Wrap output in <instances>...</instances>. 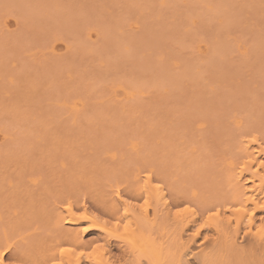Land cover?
Masks as SVG:
<instances>
[{"label":"rangeland","instance_id":"374dc122","mask_svg":"<svg viewBox=\"0 0 264 264\" xmlns=\"http://www.w3.org/2000/svg\"><path fill=\"white\" fill-rule=\"evenodd\" d=\"M2 1V0H1ZM0 1V2H1ZM25 3V7H26V4H27V6H29V4L30 5H33V4H35V5H33L32 7H28V8H26V10L27 11H25V12H29V14L27 13V14H25V12L24 11H22V13H21V10H22V8H20V6H23L24 4H23V2ZM32 1V2H31ZM37 1H39V0H15V3L16 4H14V5H16L17 6V8L15 9V10H19L20 11V13L19 14H23V15H21L22 17H24L25 18V16L24 15H26V16H28L30 19H31V21H26V22H28L26 25H25V27L23 26V28H25V29H27V27H29L30 26V30L31 31H33L34 29H32V27H36V31L37 32H35V33H38V32H40L41 33V31L39 30L38 31V29H37V27L38 26H36L35 25V23H37L38 21L36 20V19H40V14H38V17L39 18H37V17H35V16H37L36 14L37 13H39L38 12V8L41 6L40 4L41 3H39V5H38V2ZM42 0H40V2H41ZM50 1L51 0H43V2L44 3H46L47 2V5H49V6H51L52 4V2L50 3ZM54 1V0H53ZM58 1V0H57ZM56 1V2H57ZM76 1H78V0H76ZM99 1H101V0H98V3H97V1L96 0H93V2L95 3V5L93 4V2H92V0H79L78 2L80 3V5L81 6H84V7H82L81 8V10L82 11H84L85 13H88V11H89V13H88V17H89V19L88 20H85V21H87V23L85 22V21H82V22H80V21H78L77 22V27L79 28V30H82V32H80V35L81 36H83L84 35V40H87V42L86 41H84V42H81V41H83V40H80V41H78V42H76V41H73V39L72 40H70V43L69 42H64V41H66L65 39H67L66 37L68 36L67 34H69V35H71V37L72 38H76L77 37V35H78V33H77V31L76 30H78V29H76L75 28V25H73V23L72 24H69V22L71 23V21H69V18H70V16L69 15H67L68 16V18L66 17V14H63V13H66V12H68V10L71 12V15L72 16H77V12H79L80 11V15H82V11L80 10V6H79V4H78V2L76 3L75 2V0H68L66 3H68L69 5H73V6H79V9H76V10H70L69 9V7H67L68 6V4H65L64 6H66L67 7V9L65 10V7L63 6V3L62 2H64V1H60V3H62V4H60V6L57 8V4H55L54 5V7L52 6L50 9H44V10H49V11H47V14H49L50 15V12H58L59 11V13H61V17L57 14V13H55L54 12V15H53V17L54 16H56V17H54L55 18V20H58V22L56 23L55 22V20L54 19H51L52 21H54L55 23H53L52 21H50V23H48V21L47 20H49V17H48V19L46 18V17H44V19L47 21V24L46 25H48V24H52L54 27H55V29H56V31L54 30V28H52L53 26L51 25V27L50 28H52V30H50L52 33H51V35L54 33L55 34V32H57V30L60 32V30L58 29V28H56V26H58L59 25V27L61 28V26L60 25H64L66 22H68L67 24H69L68 26V28L67 29H65L67 32H69V33H63V34H65V38H63L61 35V37L64 39H62L61 40V37H60V39L58 40V38H59V34L58 35H55V37H53L54 35H52V37L54 38V39H56V41L54 42L53 41V38L52 37H50L51 35L49 34L50 33V31L48 30V31H46V33L45 32H43V31H45L46 29H48V28H46V29H41V30H43L42 31V33H43V37H42V35L41 34H39V35H41L40 37H42L43 39L42 40H44L45 39V36L47 35H50L48 38H52L51 40L49 39L48 40V38H47V36H46V38H47V40H48V42L49 41H53L54 43H52V44H50V46H51V49L49 50V51H51L52 52V54L51 53H49L48 52V47L47 46H49V44L46 46L48 49L47 50H45L46 49V47H44V48H42L43 49V51L45 50L48 54L47 55H45L46 54V52H45V54L44 53H42V49L39 47L38 48V46H39V44H42V46L41 47H43V43H39V44H37L38 42L37 41H40L41 42V38L40 37H38L39 39L37 40V41H35V42H37L36 44H34L35 42L34 41H32L34 38H35V36H33L32 37V33L30 34V36H31V38H32V40H30L29 38L27 39V38H25V36H24V32H25V29H23V31L22 30H20L21 28H19V30L17 31V29H15V28H17V24H15V23H18V19L19 18H17V20L14 18V17H9V16H11L10 14H11V12H10V14H9V16L7 15L8 13H6L4 10H3V7H2V3L0 4L1 5V7H0V9H2V12L4 13H2V15H6V16H8L7 18H6V20H5V18H2V17H0V18H2V19H0V22L1 21H3V22H1L0 23V49H2V53H3V49H4V51H8V49H9V52H10V50L12 51V50H14V52L16 51V59L18 60V61H16L15 63H14V60H13V62H11L10 60H9V56H7V55H5L6 53H4V58H3V56L1 55V59L3 60V59H5L6 57L5 56H7V58H6V60L4 61L3 60V62L2 63H0V108H1V106H5L6 105V108H7V111L9 112V113H7L6 112V108H2V109H0V117H2V118H0V126L2 127L1 128V131H0V144H2V142H4L6 139H7V136H8V138H12L11 140L10 139H8L7 141H5V144L3 143L2 144V146L0 147V161H2L1 163H0V166H2V165H4V166H2L1 167V170L3 171L4 170V168L5 169H7V168H11V169H7L8 171H10V173L9 174H11V175H9L8 174V171L7 170H4L5 172L4 173H6V171H7V178L5 177L6 176V174H1L2 172H0V181H1V178L3 179V178H5V180L7 179V181H9V182H7L6 183V181H2L1 183H0V187L2 188H0L1 189V192H0V195L2 196V197H4L5 196V194H6V196L5 197H7L8 199H9V197L11 198L12 197V199L13 200H15V196H16V194H17V200H16V202L15 203H17V204H15L14 202V204H15V206L13 205V203L10 205H5V203L3 202V201H1V196H0V211L1 210H4V213H7V214H5L6 216H5V218L4 217H2V219L4 220H2V221H0V230H2L3 228H5L6 227V229L8 228V227H10L13 223L15 224L16 223V225H14L15 226V228H14V226H12V229L14 228V229H16L17 227V230H15L13 233H12V229H11V227L10 228H8L9 230L11 229L12 231H11V234L12 235H10V237H18V236H20V238H22V237H24L25 239H26V241H25V243H26V245L28 244V250L30 251V252H32V253H35L36 254V256H37V254L39 253H42L44 250H45V248L47 247V245H49V244H51L52 243V245H55V243L57 242V241H59V240H57L58 238L57 237H59L58 235V233L59 232H57V231H59V230H63V227L62 226H64V228L66 227V229H68L69 228V230H71L72 232H74V233H76V234H78L79 236H77L78 237V242H80V246L82 247V246H84V248L86 247V246H88L89 247V249H87V247L85 248V249H87V252L86 253H89L90 251H93L94 249H95V246H97V249H95V250H99V251H106L107 249H108V251H106V256L107 257H109V258H112V260L111 261H114V259H116L114 262H116V263H114V264H124L125 262H127V261H131V259L136 255H139L140 253H139V251L138 250H132L129 246H127L126 244H124V243H122L119 239V241L118 240H113V239H117V238H114V237H110V236H106L104 233H102L101 231H99V230H96V229H93L92 231L91 230H87V231H85V229H87V228H85V227H87V224H81V223H79V225L78 224H70V225H66L65 224V219L63 220V215H61V216H59L60 214H61V201H62V198L61 197H63V196H68L69 194H70V196L72 197L73 196V199L72 200H74V202H75V200H76V202L78 203H74V205L77 207V206H79L80 205V207H78L79 209V211H77L78 213H80V212H82V210L83 209H85V210H87V212H90V214H93L95 217L96 216H98V218L99 217H101L100 218V221L102 222V220L103 221H108L109 223H113L112 221H109V219H108V217L106 218L105 216L107 215V213H106V211H107V209H104V208H106L105 206H107L108 205V202H112V201H114L115 200V194H112V192L114 191V189H113V187H115L116 186V184L115 185H113V183L114 182H116V181H118L120 184H121V182H122V180L120 179V178H115L114 177V174L116 173V171H115V169L116 170H118V173H120L121 174V172H123V173H126V171H127V173H130L131 172V174H136V169L139 167V168H141V170H146L145 168L143 169L141 166H139V165H142V166H144V167H147L152 161H154L153 163V165H149L148 167H150V166H153V168H155L156 170H158V172H160V173H162L163 174V176H164V181H163V183H161V182H158V184H159V187L160 186H162L161 188L163 189V191L165 192L166 191V193H163L164 194V199H166V201L164 200H161L162 198L161 197H159V198H161V199H159V202H161V203H163V202H165L166 204L167 203H170V202H172L174 199L177 201V198H175V197H173V196H176V197H178V196H180L179 197V200H185V199H187L188 200V198L190 197V198H201L199 195L198 196H196L198 193L197 192H199V194L200 193H202L201 194V196H206L207 195V192H214V188H217V186H216V184H215V186L216 187H209L210 185H212V182H210V178H213V176H214V178H219V177H222L221 179H222V181H220L219 183H217L218 185H220V184H222V183H224V184H226L225 186L227 187V188H230V189H232V190H234V191H236V193H239L241 190H243V188L245 187V186H247L246 184H245V181L247 182V180H246V178H247V176L243 179V181L244 182H238V179L236 178V175H237V172L239 171V166H240V161H241V159H243L244 157H247L248 156V154H250L253 158H255L256 157V153H255V151H256V147L255 146H252L251 148H247L246 146H240V143H239V140H238V138H237V134H236V131H234V129L235 128H238L239 127V124H237L238 122H240V120H241V125H243L244 124V122L245 121H247L246 119H247V117H249V119H251V121H257V120H259V121H257V122H254V124L253 125H255V126H257V127H261V128H259V130H261L262 132H264L263 130H264V111L262 112V111H260L261 109H262V107L264 108V94H261V93H264L263 91V88H262V85L264 84V83H262L261 82V80L260 79H264V76H263V78H260V76L258 75L259 73L258 72H261V76L263 75V71H264V6H262V7H259L260 9H257V5H258V3H257V1H261L262 3H264V0H255V3L256 4H254L253 2V0H248V1H252L251 3L252 4H254V6L253 7H255L254 9H256V10H253V9H251L252 8V4H248V2L246 3L245 1H243V0H237V2H240L241 1V3H243V4H241V5H245V6H240V4L239 5H237V3L236 2H234L235 0H187V1H190V3H195L196 5H195V7H192L193 6V4H191L190 6V8H186L185 6L187 5V7L189 6V4H186V5H184V6H182L181 4L182 3H184L185 4V2L187 3V1L186 0H180L181 1V4H178V3H174V0H172L173 2H170V3H173V5L174 6H172V7H169L168 6V8H169V11H171V12H169V13H171L172 15H170V14H168L167 13V15L168 16H174V13H175V11H173V8H175L177 5H180V6H178L177 8H179L180 9V11H178V10H176V11H178V12H180V13H183L182 11H185L184 13H185V15H186V13H188L189 11H193V12H191L192 14H195V13H197L199 10L200 11H204V13H202V15L200 16V13H198L197 14V16L195 17L196 19H193L192 18V20L190 19L189 20V22L188 21H185V20H187L186 19V17L187 18H189L190 16L189 15H191V13H188L189 15H187L186 17H185V15H184V18L182 19V18H180V17H173V19H174V21H177L178 20V18L180 19V20H183L184 22H187V23H192V24H190V25H193L194 26V24L196 23L197 24V27H195L196 29H200V27L201 28H203L204 27V29H207V33L208 34H206V33H203L202 34V36L203 35H205L204 36V38H206L205 40H210L209 39V36H210V38L212 37V39H213V37H214V41L215 40H217V39H222L221 40V43H223L224 42V44H223V46H222V44H220V46H221V49L219 50V52L221 51V53H219V54H215V57H218V59H219V57H220V59L221 60H218L219 61V63H221L220 65H225L226 66V68L228 69L227 71L226 70H223V68L225 69V67H223V66H221V67H223L222 69H219V70H222V71H219V72H223L224 71V76L223 77H225V78H221V79H223V81L220 79V77H219V79H218V77L216 78V75H214V72H215V70H217L216 68H219V67H217V63L218 62H216V61H214V59L212 58V57H214L213 55H214V52L212 51L213 49H216V47L215 46H213V47H215V48H212V46L210 47V46H207L208 48L210 47V48H212V50H210V51H212V55H209L210 53H209V50H207L208 48L206 47V44L204 45V46H202L203 45V43L204 42H202L201 44H200V42L199 43H197V44H195V42H193V43H190V41H191V37L193 36L194 38H196L197 36H199V35H201V34H198V33H196L195 32V34H198V35H196V36H194V34L192 35V36H189V39L187 38V41H184V42H189V43H183V41H180L179 40V38H181L182 37V35H181V37L179 36L180 34H183L184 32L187 34L188 32H190V33H192V31H195V29L193 28V26L191 27V26H189V24H184V25H180V28H178L179 26H177V25H173V24H175V22L174 21H172V22H174L173 24L172 23H168V22H166L168 25H166V24H164V26H160V20H161V18H162V20H161V22L162 21H167L169 18H167L166 16H164V17H166V19H164V17L162 16H160V15H163V14H161V13H159V12H162L161 11V9H165V7H162V6H160V5H163V6H167V4L165 3V0H160L159 2H157V0L155 1V2H157V3H155L154 4V2H152V5H155V6H153L154 7V9H153V7H149V8H144V9H141V10H144V12H142V11H139V12H141V13H143V15L145 14V16H149V15H151V16H149L150 18V20H147L146 18L145 19H143V18H141L140 16L138 17V15H136V14H138L139 12L137 11V10H134V11H137V13H135V15L133 14V16H130L129 14L131 13V12H129V9H131L132 7H130V8H126L127 7V5H129V6H134L133 4H131L130 2H131V0H128L129 2H128V4L126 5V3H123V4H125V5H121V7L120 6H117L116 7V5H113L115 8H113L112 10H114L113 12H117V9L118 10H120V9H123L122 7H124L127 11L124 13V14H127V12H128V15H129V17L127 18V16H125L126 18H127V21H128V23H126L127 21H126V19H124V20H122L121 19V21H119L120 20V18H123V17H121L122 15H117L116 14V12H115V14H112L111 12L112 11H109V9H108V7L110 8V6L111 5H107L108 7H103V6H105L104 4H103V6L101 5L102 3L101 2H99ZM113 1H115V0H113ZM121 0H117L116 2H115V4H118L119 2H120ZM125 1H127V0H125ZM124 1V2H125ZM134 1H136V0H134ZM133 1V2H134ZM141 1V0H140ZM140 1L139 0H137L136 1V4L138 3V6H140ZM149 2V1H154V0H142L141 2ZM167 1H169V0H167ZM176 2H177V0H175ZM179 1V0H178ZM243 1V2H242ZM2 2H5L4 0L2 1ZM8 2V1H7ZM12 2H14L13 0H11V5L13 6V3ZM42 2V4L44 5V3ZM74 2V3H73ZM104 2H109L108 4H111V2L112 1H110V0H108V1H106V0H104ZM146 2V3H147ZM197 2V3H196ZM215 2L216 3H221L222 5H227V4H229L228 6H230V5H234L235 4V6L236 7H238V8H240V9H238V8H235V10H234V6H230L229 8L227 7V9H226V7L225 6H223V8H222V6L221 5H219L218 6V4L217 5H215ZM226 2H229V3H226ZM232 2H234V4L232 3ZM260 2V3H261ZM9 3H10V1L8 2V5H9ZM20 3V5H18ZM32 3V4H31ZM55 3V2H54ZM76 3V5H74ZM90 3H92V4H90ZM101 3V4H100ZM150 4H151V2H149ZM204 4L205 3V5H202V6H204L203 7V10H202V6H201V4ZM4 5H5V8H6V4L7 3H3ZM21 4H23V5H21ZM59 4V3H58ZM78 4V5H77ZM112 4H114L113 2H112ZM120 4V3H119ZM122 4V3H121ZM150 4H142V7H144L145 5L146 6H148V5H150ZM165 4V5H164ZM177 4V5H176ZM7 5V6H8ZM42 5V6H43ZM63 7H62V6ZM158 5L160 6V7H162L161 9H160V7H159V9H158ZM170 5V4H169ZM249 5H251V6H249ZM264 5V4H263ZM11 6V7H12ZM95 6V7H94ZM126 6V7H125ZM138 6H135L136 8H138ZM201 6V7H200ZM212 6H214V8L215 7H219V8H221L220 10H222V9H224V10H228V11H219V10H217L218 8H215L216 10V12L218 11V12H221V13H216V15L214 14V13H212L213 14V16H212V14H211V11H213V10H210L209 11V9H212L213 7ZM240 6V7H239ZM259 6H261V5H259ZM14 7V6H13ZM12 7V8H13ZM33 7H34V9H33ZM62 7V8H61ZM199 7V8H198ZM208 7H209V9H208ZM246 7L248 8V11L246 10ZM249 7H251L250 9H249ZM19 8V9H18ZM24 8V7H23ZM30 8H32V9H30ZM46 8V7H45ZM48 8V7H47ZM60 8L62 9V10H60ZM72 8H74V7H72ZM112 8V7H111ZM151 8L153 9V11H154V13H153V11H151ZM168 8H166L165 10H164V12L168 9ZM171 8V9H170ZM182 8V9H181ZM213 8V9H214ZM243 8H245L244 9V12L243 11H240V10H242ZM8 9H10V11H11V8H8ZM21 9V10H20ZM28 9L31 11V13H30V11H28ZM37 9V11H34V10H36ZM84 9H86L87 10V12H86V10H84ZM98 9V10H97ZM116 9V10H115ZM134 9V8H133ZM145 9H149L150 10V12H152V14H149V13H146V12H148L149 10H145ZM236 12H234L233 10ZM238 9V10H237ZM262 9V10H261ZM6 10V9H5ZM15 10H12V12L13 11H15ZM58 10V11H57ZM77 10H79V11H77ZM132 10V9H131ZM160 10V11H159ZM175 10V9H174ZM208 10V12H210L209 13V18H208V12H206ZM237 10V11H236ZM1 11V10H0ZM7 11V10H6ZM33 11H34V13L35 14H33ZM41 11H43L42 9H41ZM61 11V12H60ZM77 11V12H76ZM133 11V10H132ZM146 11V12H145ZM238 11L240 12V13H238ZM17 11H15V13H16ZM45 13H46V11H44ZM53 12L51 13V14H53ZM63 12V13H62ZM70 12H68V14L70 13ZM92 12V13H91ZM102 12V13H101ZM107 12H109V13H111L110 14V16H108L107 17V15L109 14V13H107ZM122 12V11H121ZM174 12V13H173ZM177 12V13H178ZM249 12H251V13H249ZM6 13V14H5ZM18 13V12H17ZM85 13H83V15L82 16H84V14ZM123 13V12H122ZM156 13V14H155ZM179 13V14H180ZM243 13L245 14V15H243ZM18 14V15H19ZM43 14V13H42ZM63 14V15H62ZM146 14H149V15H146ZM155 15V17H153L154 18V20H153V18H152V15ZM164 14H166V13H164ZM206 14V15H205ZM238 14V15H237ZM0 15H1V13H0ZM13 15H15V14H13L12 13V16ZM17 14H16V16H18ZM31 15V16H30ZM46 15V14H45ZM44 15V16H45ZM80 15H78V16H80ZM94 15V16H93ZM114 15H117L116 17H115V19H114ZM176 16H180V15H178V14H175ZM215 15V16H214ZM59 16V18L57 19V17ZM159 16H160V20H158L159 19ZM182 17H183V15H181ZM189 16V17H188ZM198 16L200 17V18H198ZM223 16V17H222ZM19 17V16H18ZM109 17H111L112 19H114V22H116V24L118 25H116L115 26V24L112 22V24H114L113 26H110V23L109 22H111L112 21V19H109V22L107 21L108 19L107 18H109ZM144 17V16H143ZM191 17H193V15H191ZM224 17H228V18H224ZM259 17H263V18H259ZM29 18H26V20H28ZM80 18H84V17H81L80 16ZM90 18H94V19H90ZM212 18V19H211ZM14 19V20H13ZM21 20H22V18H20ZM43 19V20H44ZM67 19H68V21H67ZM70 19H72V18H70ZM75 20L77 19L78 20V17H75L74 18ZM99 19V20H98ZM103 19H104V21H103ZM172 19V18H171ZM171 19H169V21L171 20ZM185 19V20H184ZM202 21H201V20ZM216 19V20H215ZM223 19V20H222ZM227 20V19H232L231 21L230 20H227L226 21V23L224 24V22H225V20ZM246 19V20H245ZM25 20V19H24ZM24 20H22L23 22H25ZM40 20H42V18L40 19ZM39 20V22H41ZM44 20V21H45ZM59 20H60V22H59ZM61 20H63V21H66V22H64V24H63V21H61ZM80 20H83V19H80ZM101 20V21H100ZM210 20V21H209ZM212 20V21H211ZM243 20H245V21H243ZM34 21H36V22H34ZM46 21H45V23H46ZM117 21H119V22H117ZM159 21V22H158ZM183 21H181V23H183ZM191 21V22H190ZM198 21V22H197ZM201 21V23H199ZM230 21V22H229ZM235 21V22H234ZM237 21V22H236ZM243 21V22H242ZM32 22H34L33 23V25L31 24ZM74 22V21H73ZM99 22H101V23H99ZM102 22H104V24L102 23ZM107 22V23H106ZM124 22V23H123ZM178 22H180V21H178ZM209 22H211V24L209 23ZM215 22V23H214ZM219 22V23H218ZM221 22V23H220ZM4 23V24H3ZM8 23V24H7ZM20 23V22H19ZM18 23V24H19ZM22 23V22H21ZM42 23L43 22H41L40 24L42 25ZM59 23V24H58ZM62 23V24H61ZM75 23V22H74ZM109 23V24H108ZM121 23V24H120ZM163 23H165V22H163ZM216 23H217V25L219 26V28H217L216 26ZM14 24H15V26H14ZM30 24V25H29ZM58 24V25H57ZM93 24V25H92ZM98 24V25H97ZM106 24V25H105ZM162 24V23H161ZM178 24V23H177ZM213 24H215V26H213ZM220 24H222V25H220ZM3 25H4V27L6 28L5 30H4V27H3ZM32 25V26H31ZM56 25V26H55ZM66 25V24H65ZM65 25L63 26V28L65 27ZM70 25L71 26H74V27H70ZM99 25H101V26H99ZM140 25V26H139ZM141 25H144L143 27H145V28H147V30L146 31H148L149 30V32L150 31H152V32H150L149 34H146V33H148V32H146V33H143V31H140L139 30V27H140V29H141ZM179 25V24H178ZM186 25V26H185ZM12 26V27H11ZM20 26V25H19ZM40 26V25H39ZM45 26V24L43 25V27ZM90 26V27H89ZM94 26V27H93ZM107 26V27H106ZM128 26V27H127ZM167 26V27H166ZM177 27L178 29L177 30H175L176 28H174V27ZM213 26V27H212ZM221 26V27H220ZM238 26L240 27V28H242L241 30H240V28H238ZM21 27V26H20ZM42 27V28H43ZM47 27V26H46ZM87 27L89 28V32H88V29H87ZM93 27V31L91 30V28ZM99 27H101V28H99ZM191 27V28H190ZM215 27V28H214ZM45 28V27H44ZM49 28V29H50ZM104 28H107V29H104ZM129 28V29H128ZM151 28H153V29H151ZM154 28H155V30H154ZM167 28H168V30H170V31H168L167 30ZM249 29L248 31H246L245 29ZM130 29H132L133 30V32H135V31H138V32H136V33H133L132 31H130ZM143 29V28H142ZM151 29V30H150ZM165 29H166V31H165ZM204 29H201V30H203L204 31ZM2 30V31H1ZM6 30H9L10 32L12 31V33L10 34V37L11 38H9V33H8V31H6ZM14 30V31H13ZM28 30V29H27ZM30 30H28V31H30ZM34 30V31H35ZM61 30H64V29H61ZM78 30V31H79ZM216 30H218V32L216 31ZM15 31H17V32H19V31H21V32H23L22 34V36H24L23 37V39H26V40H28V41H30V42H33V44L37 47H34V45L33 44H31L30 42H28V41H26V43H28V45L27 46H29L30 47V45H31V47L33 46L34 47V52H33V48H32V55H34V59H33V62L35 63V65H34V63H30V59H31V51H29L30 49H31V47H30V49L28 50L26 47V49H27V52L29 51V53L30 54H28V56L30 57V59H29V57H23V56H25V55H27V54H25V51H24V54H23V50H22V53H20L21 51L19 50V47L18 46H20L19 45V43H18V39H17V33L15 34ZM27 31V32H28ZM30 31V32H31ZM84 31V32H83ZM95 31H97V33L98 34H100L101 35V37H100V35L98 36V35H96L97 33L95 32ZM101 31V32H100ZM102 31H104V32H102ZM118 31V32H117ZM165 31V32H164ZM188 31V32H187ZM196 31H198V32H200V30H196ZM206 31V30H205ZM215 31L217 32L216 34H214L215 33ZM1 32H2V34H1ZM20 32V33H21ZM27 32H26V34H27ZM48 32V33H47ZM64 32V31H63ZM70 32L72 33V34H70ZM166 33V34H164V33ZM169 32H171V33H169ZM6 33V34H5ZM34 33V32H33ZM62 33V31L60 32V34ZM82 33H83V35H82ZM102 33V34H101ZM108 33L110 34V33H123V34H125V36L126 37H124V36H122L123 38H124V40H126V41H128V45L129 46H131L130 44H133V43H131V42H134V41H132L133 39L134 40H138V38L142 35V34H144L143 35V37L142 38H139V39H144L145 38V40H147V42L148 41H150V42H148L150 45L149 46H151V48H152V50L154 49V48H158L159 46H161V47H163V49H164V52L165 53H167L168 51H170L169 49H171L172 47H168V43H167V41L168 42H170V41H172V40H167V39H173V42H174V40H177L178 41V43L179 42H181V43H183L182 45H184V49L185 50H181V49H183L182 47H181V49L179 50H177L176 51V54L175 55H173V56H171V57H169L170 59H167L168 60V62H172V63H170L169 65H172V66H170V68L167 66L168 64L166 63V61L165 60H163V58H164V54L161 52V50H163V49H161V47L160 48H158V50L157 49H154L153 51H151V50H146L145 48V50H144V54L143 53H141V51L142 50H140V51H138L137 52V54H136V51H137V49H139V48H141L142 46H144V44H146V45H148V43H145L146 41H144L143 40V42L141 41V40H138V41H141L142 43H144L141 47H140V45L142 44V43H140V45H138L137 47H135L134 46V48H136L135 50H134V48L132 49V46L131 47H129V46H127V45H125V46H123L122 48L120 47V45H121V43H120V38H119V40L117 39V38H115V39H117V40H115L114 42H112V39H110V35H108ZM139 33H141V34H139ZM190 33L188 34V35H190ZM246 33V34H245ZM250 33H252V35H250ZM12 34H13V36H12ZM62 34V35H63ZM134 34H136L135 35V37H137V39L133 36ZM186 34H184L185 35V37H184V39H186ZM2 35V36H1ZM3 35H4V38H3ZM35 35H37V34H35ZM73 35V36H72ZM149 35H151V36H153V35H157V36H155L156 37V39H157V37H159L158 39H157V41L159 42L158 44H159V46H155L154 44L157 42H155V40H148V37H145V36H149ZM218 35H221V36H218ZM249 35V36H248ZM256 35V37H254ZM20 36V35H19ZM56 36H58V38L56 37ZM80 36V37H81ZM94 36V37H93ZM102 36H104V38H106L107 40H104V41H102V39H103V37ZM132 36H133V38H132ZM150 36V37H151ZM166 36H170V37H167L166 38ZM207 36V37H206ZM218 36V38H216ZM257 36H259V37H257ZM26 37H28V34L26 35ZM37 37V36H36ZM70 37V36H69ZM95 37H97L98 39H96ZM109 37V38H108ZM131 37V38H130ZM149 37V38H150ZM155 37H154V39H155ZM179 37V38H178ZM250 37H253V38H250ZM13 38H16V40L14 41L13 40ZM22 38V37H21ZM77 38H79V37H77ZM125 38H127V39H125ZM178 38V39H177ZM200 38H202V37H200ZM243 38H244V40H243ZM6 39V41H4ZM12 39V40H11ZM81 39H83V38H81ZM90 39V40H89ZM95 39L96 40H101L103 43L105 42V41H107V42H109L107 45H111V47L110 46H108L109 48H107V49H111V51L110 50H107V51H110V54L111 53H113L114 51H117V53H114V55H117L116 57H122V56H120L119 54H121V50H119L120 48L122 49V52H126L127 53V55H128V57H130L129 59H131V58H134L133 56L134 55H139V54H141L142 56H144V60H145V63L146 62H149L150 60H152V62L154 61L155 63H156V60L157 61H164V62H161L160 64L161 65H164V66H161V65H159V68L158 69H160L161 67H164L165 68V66H167L165 69H171V67H173L172 69H179V73L181 74V75H179V76H181L183 79L184 78H188V79H186L187 80V83H188V85H189V87H188V85H187V83L186 82H184V86H187V87H185V89H184V93H189V94H193L194 93V96H196L198 93H196L195 94V90H194V87H193V82H195V81H192V77L194 76V75H201V77H203V76H205V74H202V73H206L203 69H199V68H197V66L198 65H195L194 67H195V69H192V68H187V67H191L190 65L189 66H187V65H185L186 64V62L184 63L183 61V58H181V56L180 55H185V57L186 56H188V57H190V58H188V57H186V60H189V61H191L190 59H192V60H196L195 58H197V59H200L199 57H200V55H202V54H206L207 55V53H209L208 55V57H206V55H204L205 56V58H207L206 59V61H205V59H203V56H201V59H203V60H200V61H198L196 64H203V63H205L206 65H199V66H205V70H206V68L208 69V68H211V67H209V66H212V64L214 65V66H216L215 67V70L214 69H209V70H211V71H213L212 73H210V74H213L214 76V78H216V79H218L217 81H216V79H215V81H214V83H217V84H215V85H220V87L219 86H217V88H214V85L212 84V85H208V89H210L211 91H213L212 92V94H214V95H211L212 97L209 99V100H207V101H204L203 102V100H202V102H199L198 100L201 98V96L202 95H205V94H202V93H204L203 92V90H202V92H201V95H199V97L198 96H196V97H198V100L196 99V97H194V99H195V101L197 100L200 104L199 105H201L202 103H204V105H202V106H204V108H201L204 112H206L207 110V114H205L203 111H199L200 109V106H198V108H197V106H195V112L197 111V113H195V112H193V113H195V114H187V111H184V110H189L188 108H186V109H182L183 111H182V114H180L181 113V111H180V109L182 108V105H180V103L181 102H183V104L184 103H187V101H188V103H191V96L189 95V94H187L188 95V97L185 95V94H183V95H181V96H179L180 94H182L183 92L180 90V91H178L179 92V94L177 93V94H172V92H174L175 90L174 89H176V87L178 86V85H171V84H175V82L177 81V80H170L171 78H169V77H164L165 75H167V74H165L164 76H163V78H169L168 79V81L167 82H170L169 83V85H171V86H167V83H166V80L167 79H165V80H163V78L161 79V75H160V73L162 74L164 71H163V69H161L159 72L160 73H157V72H152V73H154L155 75H153V74H151V76L149 77V79L150 78H152V80H149L148 82H150L151 81V83H153L152 81H156V79H157V81L155 82V83H157L156 85H153V84H155V83H153L152 85H151V83H149L148 85L146 84V82H145V80H139V81H141V83H144V84H142V85H145V87H147L148 89L147 90H151V91H154V94H156V92H159V90L161 91V92H159V93H166L165 94V96H167V94H170V91H169V89L171 90L172 88H174L173 90L174 91H172L171 92V94L173 95V97L175 96V95H178V96H175L174 98H179V97H181V98H183V99H180V100H184V101H177V102H179V104H177V102L175 103V100H177V98L176 99H174L173 97L171 98V96L172 95H168V97L169 98H171V100H169V99H167L168 101H172L173 100V102H168V104L167 105H169V106H167L166 105V108H170V109H167V110H165V111H163L165 108H164V105L165 104H160V105H162L163 106V108H161V106H160V108H161V114L160 113H158L159 115H164V116H160L161 118L162 117H166L165 116V114H163L164 112H169L170 110V112H172V110L174 111V108H175V111H177L178 109V111H179V113H178V111L176 112V114H175V112L172 114V113H170V116H172V117H174V119L171 117V118H169L168 116V118H166L167 120H164L165 118H162V119H160V118H157V117H155V118H153V120H155L154 122H152L153 120H152V118H151V116H150V114H149V112L148 111H145V109H148V108H144L143 110L142 109H139L140 108V104H139V106H136V105H138V101H142L143 102V100L144 101H146L145 103H147V102H149V103H151L149 106H151V105H153L154 104V106H155V108L156 109H158L157 108V106H156V104L157 105H159V103H156V102H153V101H155V99H157V98H153V97H148V95H151L152 93L151 92H149V93H147V92H144L143 93V91H145V90H143V89H145V87L144 88H142V90L143 91H141V88H139L138 86V88H137V90H136V87H134V86H129V84H127V86H125V84H123V82L126 80L128 83H130V84H136V83H138V82H136V81H134V80H130L132 77V79H135V77L134 76H137L138 74H137V72H139V70H137V72L134 70L135 68H134V65H135V67L137 66V65H139V66H141L140 64H141V62H143L144 60H142V58H141V60L139 59L140 58V56H139V58L138 57H135V58H138L137 60L136 59H134L135 61H133V60H131V61H133V62H135V63H132V64H128V61L129 60H125V59H127L128 57H125V56H127L126 54L124 55V59L123 60H125V61H123L122 59L119 61V63H120V65H118V64H116L117 62H115L116 60H114L113 58H116L115 56H113L112 54V56H113V58H109L110 60H114V62H115V64H113V66L111 65L112 63H109V61H108V59H106V57L105 56H107V55H104V59H102V60H100V59H98V57H99V55H97V49H96V44H99V43H96L95 44ZM163 39V40H162ZM233 39V40H232ZM246 39V40H245ZM255 39V40H254ZM36 40V39H35ZM67 40H69V39H67ZM76 40H78V39H76ZM167 40V41H166ZM192 40H197V39H192ZM201 40V39H200ZM204 40V41H205ZM46 40H44L43 42H45ZM71 41H73V43H78V45L77 44H75V45H77L78 46V51L77 52H79L80 54H79V58H81L80 60H78V59H75V58H77V55H74V53H76V49H74L75 50V52L74 53H72L73 55H74V57L73 56H71V60L73 61L74 59L75 60H78L79 61V65H77V64H73V63H71L70 62V70L69 71H65V73H64V78H63V72L64 71H62L63 70V65L62 64H64V63H67V62H63V63H61L59 60H60V58H57V57H63L64 55L63 54H65V52L67 51V52H69V54H71V50H73V49H71V47L72 48H77V46H74L73 47V45H70L71 44ZM199 41V40H198ZM206 41V42H207ZM213 41V40H212ZM218 41V40H217ZM226 41V42H225ZM247 41V42H246ZM254 41V42H253ZM22 42H24V41H22ZM48 42H46V43H48ZM85 42H86V44L88 45V47H90V48H87V45L85 44ZM97 42V41H96ZM99 42V41H98ZM101 42V43H102ZM165 43V45L164 46H162V44L161 43ZM230 42V43H229ZM241 42V43H240ZM249 42V43H248ZM257 42V43H256ZM258 42H260V43H258ZM69 43V44H68ZM101 43L99 44V46H97V47H99L98 48V50H101L102 52L103 51H105L104 49H102L103 47V45L101 46ZM113 43H115L118 47H120L119 49H117L116 50V47H113L115 44H113ZM136 42H134V44L133 45H137V44H135ZM208 43H210V41L208 42ZM220 43V42H219ZM218 43V44H219ZM227 43V44H226ZM250 43L252 44V43H254V44H252V45H250ZM23 44H25V43H23ZM22 44V45H23ZM30 44V45H29ZM45 44V43H44ZM58 44H60L61 46H58ZM104 44H106V43H104ZM139 44V43H138ZM151 44H153V45H151ZM170 44V43H169ZM192 44V45H191ZM212 44V43H211ZM217 44V45H218ZM257 44H260V45H257ZM46 45V44H45ZM44 45V46H45ZM57 45V47H55ZM82 45V46H81ZM96 45V46H95ZM107 45H104L105 47H107ZM170 45H172V44H170ZM186 45H191V46H186ZM208 45V44H207ZM216 45V44H215ZM228 45H230V46H228ZM63 46V47H62ZM65 46V47H64ZM152 46H154V47H152ZM174 46H178V44L177 43H175V45ZM179 46H181V45H179ZM186 46V47H185ZM236 46V47H235ZM255 46H257V48L255 47ZM21 47V46H20ZM24 47V46H23ZM28 47V48H29ZM80 47V48H79ZM129 47V48H128ZM145 47V46H144ZM148 47V46H147ZM187 47H189V49L187 48ZM224 47H225V49H224ZM240 47H241V49H240ZM6 48H8V49H6ZM66 48V49H65ZM150 48V49H151ZM169 48V49H168ZM175 48V47H174ZM178 48V47H177ZM36 49H39V50H37V52L38 51H40L41 52V55H45V56H43L44 57V59H45V62L47 63V64H52V65H48V66H50V69H51V66L52 67H54V69H55V67H56V65H58V67H62V69H59V70H61L60 72H62L61 74H60V72L59 71H57V73L54 75V77H51V75L53 74V71H52V73H51V71H48V73H50L49 74V76L51 77V78H53V79H49V80H47V82H46V85L43 87V88H40V90H39V88H38V86H37V90H35L34 88L33 89H28L27 90V86H26V90L27 91H25V93H24V95H25V98L27 99V98H30V96L33 94V92H35V91H41V89H42V93L41 94H38V95H34L33 96V98H35L36 96L38 97H36L37 98V100L35 101V100H32L31 101V103H30V101H29V108H28V105H27V108L28 109H30V111H26V110H28L27 108H26V106L25 105H23L24 106V108H26V110H24L25 112H22V111H18V110H20V109H17L16 110V108H17V106H16V104H14V103H16V102H18V101H15L14 102V100H17V97H16V99H13V98H15V97H13L14 95H16L15 93H16V88H17V86L15 87V85H16V83H18V85L20 84V83H22V82H16L15 83V85H14V83H12L13 82V80H14V82L16 81V78L14 77V75L17 73V72H19V71H22V72H25V71H27V74L29 75L30 73H29V71L30 72H32L33 70H36V72L37 71H40V73H41V70L39 69V68H41L40 66V63H38L37 65H40L39 67L38 66H36V61H39V62H41L42 63V61L43 60H41L40 58H43L42 56H40V57H36V56H38L39 54H37L36 55V53H35V50ZM57 49H59V50H57ZM148 49V48H147ZM168 49V50H167ZM188 49V50H187ZM247 49L249 50V52L247 51ZM251 49H253V50H251ZM70 50V51H69ZM89 50V51H88ZM93 50V51H92ZM123 50H125V51H123ZM174 50H176V48L174 49ZM6 51V52H7ZM130 51V52H129ZM148 51L149 52H152L153 53V55L151 54V53H148ZM155 51H156V53H155ZM180 51V52H179ZM208 51V52H207ZM217 51V50H216ZM231 51H233V52H231ZM1 52V51H0ZM66 52V53H67ZM89 52V53H88ZM100 52V51H99ZM99 52H98V54H99ZM134 53V55H133V53ZM171 52V51H170ZM248 52V53H247ZM255 52V53H254ZM2 53H0V54H2ZM63 53V54H62ZM104 54H108V52H103ZM131 53V54H130ZM171 53H173V52H171ZM196 53V54H195ZM227 53V54H226ZM244 53H247L246 55H247V57H246V55H244ZM251 53V54H250ZM257 53V54H256ZM9 54V53H8ZM12 54V56L14 55L13 53H11ZM21 54V55H20ZM61 54H62V56H61ZM77 54V53H76ZM91 54L93 55V56H96L95 58H97V61L98 60H100V61H102L101 63H102V65L101 64H98L99 63V61H98V63H97V65H95L96 64V62L95 63H93V61L91 62V58L93 59L94 57H90L91 56ZM109 54V55H110ZM148 54V55H147ZM159 54V55H158ZM170 54V53H169ZM200 54V55H199ZM225 54V55H224ZM243 56H242V55ZM100 55H101V53H100ZM122 55V54H121ZM166 55H168V54H166ZM218 55V56H217ZM252 55H254V56H252ZM11 56V55H10ZM20 56H22V57H20ZM67 56H68V54L67 55H65V57L67 58ZM111 56V57H112ZM244 56L248 59V61L244 58ZM257 56V57H256ZM261 56V57H260ZM155 57V58H154ZM184 57V58H185ZM12 58H14V57H12ZM21 60H20V59ZM26 58H28V59H26ZM54 58H56V59H54ZM70 58V57H69ZM153 58V59H152ZM223 58H224V60H223ZM250 58H252V59H250ZM255 58H262V59H259L260 61H261V63L258 61H255L256 59ZM36 59V60H35ZM62 60L64 59V58H61ZM106 59V60H105ZM116 59H119V58H116ZM155 59V60H154ZM53 60H55V62H56V60H58V62H60V63H58V62H56V64L53 62ZM70 60V61H71ZM94 61L96 60V59H93ZM208 60V61H207ZM242 60V61H241ZM250 60V61H249ZM258 60V59H257ZM8 61L9 62H11V63H9V64H11L10 66L11 67H14L13 69L11 68L10 69V71L9 72H11L12 74L10 75V73L8 74V73H6V72H2V67H5V70H6V68L8 67V66H6L5 64L6 63H8ZM64 61V60H63ZM65 61H66V59H65ZM67 61L69 62V60L67 59ZM80 61H82V62H84V63H82V64H84L85 65V68H84V65L82 66V65H80ZM122 61V62H121ZM137 61H138V63H137ZM188 61V62H189ZM205 61V62H204ZM224 61V62H223ZM243 61H247L246 63L245 62H243ZM31 62H32V59H31ZM151 62V63H152ZM153 62V63H154ZM192 63H194V61H191ZM201 62V63H200ZM227 62H230L231 64H233L232 66H230L231 64H229V63H226ZM241 64H240V63ZM75 63H77V62H75ZM129 63H131V62H129ZM151 63H150V66H152L151 65ZM154 63V64H155ZM177 63V64H176ZM179 63H180V65H179ZM238 63V64H237ZM249 63V64H248ZM256 63H259V65H257ZM165 64H167V65H165ZM248 64V65H247ZM263 64V65H262ZM44 65V64H43ZM42 65V66H43ZM66 65V64H65ZM86 65H89L90 67H87ZM101 65V66H100ZM118 65V66H117ZM128 65V66H127ZM144 65V64H143ZM142 65V66H143ZM146 65H148V63L146 64ZM208 65V66H207ZM261 65V66H260ZM47 66V67H48ZM98 66H100L99 68H100V70L101 71H103L102 73L103 74H106V76H105V79L104 78H102V77H104V76H98L97 74L99 73V74H101L100 73V71L99 70H97L98 69ZM119 66L121 67V68H119ZM129 68H127V67ZM132 66V67H131ZM154 66H156V65H154ZM176 66V67H175ZM178 66V67H177ZM248 66H250V68H247ZM259 66V67H258ZM46 67V68H47ZM66 67L68 68V64L66 65ZM66 67H64L65 69H67ZM87 67V68H86ZM158 66H156V68H157ZM49 68V67H48ZM93 68H95V69H93ZM140 67H138V68H136V69H139ZM153 69H156V68H154V67H152ZM245 68V69H244ZM259 68V69H258ZM29 69V70H28ZM43 69H44V66H43ZM42 69V70H43ZM58 68H56V70H57ZM119 69H121V70H119ZM164 69V70H165ZM232 69V71H231V73H229V71ZM236 69H238L237 71H235ZM248 69V70H247ZM253 69V70H252ZM258 69V70H257ZM261 69H263V70H261ZM5 70H3V71H5ZM8 70H9V67H8ZM83 70H85L84 71V74H87V72L88 73H92V75L91 74H87V75H85V76H83V75H81V71H83ZM117 70H119V71H117ZM132 72H131V71ZM149 70V69H148ZM193 70H195V71H197L196 72V74H193ZM257 70V71H256ZM7 71V70H6ZM43 71H47V70H43ZM42 71V72H43ZM151 71V70H150ZM154 71H156V70H154ZM165 71H168V70H165ZM171 71H173V70H171ZM201 71V74L199 73ZM225 71H226V73H225ZM21 72V73H22ZM36 72L34 71V72H32L31 74L32 75H34L33 76V78H32V76H30V79H31V84H33L32 82L33 81H42L41 79H42V74H44V73H42L41 75L39 74V76H38V79L39 80H37V78L35 77V74H36ZM119 72H121V74H122V76H119V77H117V74H120ZM133 72H136V75H135V73H133ZM176 72V71H175ZM208 72H210V71H207V73ZM218 74H219V72L218 71H216ZM215 72V73H216ZM238 72H240L238 75H242L241 77H239L238 78V75L237 74H235V73H238ZM6 73V74H5ZM20 72L18 73V74H20V75H25L26 76V74L24 73V74H21ZM34 73V74H33ZM47 72H46V74H48ZM140 73V72H139ZM151 73V72H150ZM156 73L158 74V75H156ZM164 73H166V72H164ZM195 73V72H194ZM10 75V76H12L13 74V76H12V80H11V77H8V75ZM18 74H16V75H18ZM78 74V75H77ZM131 74V75H130ZM144 76H149L148 74L149 73H147V74H144V73H142ZM175 73H173L172 75H174ZM176 74H178V73H176ZM221 74H223V73H221ZM233 75V76H230V75ZM234 74L236 75V76H234ZM5 75V76H4ZM15 75V76H16ZM134 75V76H133ZM143 75H140V77L142 76L143 77ZM183 75V76H182ZM226 75H228V76H226ZM37 76V75H36ZM45 76V77H44ZM48 75L46 76V75H43V79H48V77H49ZM62 76V77H61ZM70 76H71V78H70ZM73 76V77H72ZM115 76H116V78H117V81H114L115 79ZM129 76V77H128ZM132 76V77H131ZM139 76V75H138ZM2 77V78H1ZM6 77V78H5ZM17 78H18V76H16ZM34 77H35V79L36 80H34ZM84 77V78H83ZM121 77H122V80H123V82H121ZM171 77V76H170ZM177 77V78H176ZM198 77V76H197ZM229 77V78H228ZM232 77V78H231ZM233 77H235V78H233ZM13 78H15V79H13ZM41 78V79H40ZM56 78H57V80H56ZM59 78H60V80H59ZM61 78H63L64 80L62 81V79ZM88 78V79H87ZM107 78H109V79H107ZM125 78H127V79H125ZM144 78V77H143ZM175 79H178L179 77L178 76H175L174 77ZM214 78H209V79H212V80H214ZM248 78H249V80H248ZM1 79H3V81L1 80ZM6 79H9V81H12L10 84H13L12 86L11 85H9V82H8V80H6ZM24 78H22V77H20V80H23ZM29 79V78H28ZM108 80V81H103V80ZM137 79V78H136ZM138 79H140L139 77H138ZM160 79H161V81L163 80V82L164 83H166L165 85H166V87H163L164 85H163V83H161V85H163V86H161V85H159V83L161 82L160 81ZM172 79H173V77H172ZM198 79H202V78H200V76H199V78ZM18 80H19V78H18ZM33 80V81H32ZM129 80L130 81H133L132 83L131 82H129ZM147 80V79H146ZM181 79H179V81H180ZM193 80H195V79H193ZM207 80V79H206ZM206 80H201V82L203 83V81H204V83H206L207 84V81ZM241 80V81H240ZM4 81H5V84H4ZM7 81V82H6ZM28 81V80H27ZM26 80H24V82H27ZM46 80H43L42 82H43V84H44V82H45ZM196 81H197V79H196ZM233 81H236V82H233ZM248 81V82H247ZM253 81V82H252ZM263 82H264V80H262ZM23 82V83H24ZM29 82V81H28ZM100 84H99V83ZM103 82H105V83H107V85L106 84H104L106 87H108L109 88V90L108 89H106V87H103L104 88V91H106L105 92V94L103 95V96H99V94H97V93H100V92H97V88L99 87V86H104V85H102V83ZM136 82V83H135ZM232 82V83H231ZM241 82V83H240ZM242 82H244V83H242ZM251 82V83H250ZM34 83H36V82H34ZM116 83H118V84H116ZM122 83V84H121ZM125 83V82H124ZM209 83V82H208ZM211 83H213V82H211ZM233 84V85H229V84ZM236 83H238L237 85H236ZM260 84V87H258V85ZM4 84V85H3ZM24 84H26V83H24ZM23 84V85H24ZM39 84H42V83H38V85ZM79 84V85H78ZM97 84H99V85H97ZM116 84V85H115ZM139 84V83H138ZM177 84V83H176ZM178 84H181L180 82L178 83ZM195 84V83H194ZM221 84H223V85H221ZM244 84H246V85H244ZM248 84H251V85H248ZM262 84V85H261ZM96 85H97V87H96ZM113 85H114V87H113ZM124 85V86H123ZM199 85V84H198ZM229 85V86H228ZM33 86V85H32ZM31 86V87H32ZM36 86H34V87H36ZM64 86V87H63ZM152 86H154L155 88H154V90H153V87ZM157 86H160V87H157ZM184 86H182V87H184ZM195 86V85H194ZM240 86H242L241 88H240ZM247 86H249L250 88H247ZM12 87V88H11ZM39 87H41V86H39ZM126 87V88H125ZM134 87V89H132V90H129L130 88H133ZM140 87H142V86H140ZM152 87V88H151ZM163 87V88H162ZM168 87H170V88H168ZM216 87V86H215ZM231 87H233L232 89H231ZM19 88V87H18ZM54 88H56V89H54ZM96 88V89H95ZM110 88H114V89H112V91H113V93L112 92H110L111 91V89ZM129 88V89H128ZM156 88H158L157 90L158 91H156ZM178 89H179V87H177ZM187 88V89H186ZM201 87H199V89L198 88H196V90H201L200 89ZM252 88H254V89H252ZM25 89V88H24ZM52 89H54L53 90V92L52 93H50L51 91H52ZM85 89V90H84ZM123 89H125V91H126V93L127 92H129V93H132V95L131 96H127L126 94H125V91H123ZM126 89H128V90H126ZM177 89V90H178ZM202 89H204V88H202ZM234 89H237V91H235V92H233V90ZM246 89V90H245ZM260 89H261V91H260ZM18 90V89H17ZM49 90H51L50 92H49ZM102 89H100L99 91H101ZM136 90V91H135ZM186 90H189V92L187 91L186 92ZM215 90V91H214ZM226 90H230L231 91V93H229L230 91H226ZM249 90H251V91H249ZM254 90V91H253ZM9 91V92H8ZM54 91H56L58 94H55V92ZM117 91V92H116ZM120 91V92H119ZM137 91H138V93H137ZM139 91H140V93H139ZM195 91V92H194ZM204 91H205V89H204ZM20 92V91H19ZM115 92V93H114ZM209 92V91H208ZM207 92V93H208ZM218 92H220V93H218ZM254 92H258L257 93V96L254 94ZM261 92V93H260ZM4 93H5V95L6 94H8V98H10V99H12V100H7L6 101V99H7V97L4 95ZM23 93V92H22ZM52 95V97L53 98H51V96H50V94ZM88 93H90V94H88ZM102 93H104L103 91H101V94ZM120 93H122V94H120ZM151 93V94H150ZM199 93H200V91H199ZM206 93V94H207ZM229 94V95H227V94ZM237 93V94H236ZM242 93V98L240 97L241 94ZM246 93V94H245ZM249 93H251V94H249ZM44 94V95H43ZM49 94V95H48ZM108 95L109 97L107 98V100H106V96L105 95ZM109 94H113L112 96L111 95H109ZM138 94V95H137ZM154 94H152V95H154ZM251 95L250 97L248 96V95ZM254 94V95H253ZM260 94L262 95L261 97H258V96H260ZM95 95H97V96H95ZM140 95V96H139ZM159 95V94H158ZM185 95V96H184ZM207 95H210V94H207ZM230 95H232V96H230ZM237 97H236V96ZM253 95V96H252ZM20 97H22V95H19ZM79 96V97H78ZM142 96H144V97H142ZM161 96V95H160ZM187 97V98H184V97ZM231 98H230V97ZM254 96H256V98L255 99H253L254 98ZM1 97H4V98H1ZM19 97V98H20ZM103 98V97H105V98H103V99H100V98ZM139 97V98H138ZM168 97H166V98H168ZM210 96H208V97H202V98H209ZM225 97V98H224ZM227 97H229L230 99V102H228L227 101ZM240 99H239V98ZM245 97H247V98H245ZM6 98V99H5ZM19 98H18V100H19ZM32 98V99H33ZM35 98V99H36ZM50 98H51V100H50ZM58 98H59V100H58ZM100 99L99 101H98V99ZM113 98H114V100H113ZM119 98V99H118ZM123 98V99H122ZM143 98V100H139V99H142ZM148 98V100H146ZM153 98V100L151 101V99ZM193 98V97H192ZM201 98V99H202ZM249 98H251V99H249ZM1 99H3V101H5V102H3ZM20 99H22V98H20ZM24 99V98H23ZM74 99H76V100H74ZM108 99H111V100H113V103H112V105H114V106H111L109 109H108V107H106V106H104V105H102V108H101V105L100 104H98L101 100L102 101H106V102H104V103H107V101H108ZM118 99V100H117ZM129 99L131 100V101H129ZM132 99H137L138 101H134L135 103H137V104H135V103H133L132 102ZM187 99V100H186ZM211 99H213V101L211 100ZM222 99V100H221ZM232 99V100H231ZM243 99H245V100H243ZM259 99V100H258ZM54 100H56L58 103H60L59 105L61 106V108H60V106L57 104V102L54 104L53 103V101ZM73 100V101H72ZM79 100V101H78ZM110 100V101H111ZM125 100V101H124ZM185 100H186V102H185ZM205 100V99H204ZM234 100H236V101H234ZM237 100H240L238 103H234V102H237ZM248 100V101H247ZM256 100L257 101H260L261 100V102L260 103H258V102H256ZM27 101V100H26ZM71 101V102H70ZM90 101V102H89ZM110 101H108L109 103H110ZM157 101V100H156ZM162 101V100H161ZM160 101V102H161ZM196 101V102H197ZM225 101V102H224ZM250 101H252V104H249V102ZM6 102H7V104H6ZM10 102V103H9ZM82 102V103H81ZM112 102V101H111ZM158 102V101H157ZM212 102V103H211ZM216 102V103H215ZM19 103V102H18ZM20 103H21V101H20ZM61 103H62V105H61ZM101 104H103V102H100ZM140 103V102H139ZM227 103V104H226ZM245 103V104H244ZM247 103V104H246ZM256 103H257V106H256ZM5 104V105H4ZM11 104H13L14 105V108L13 109H15V110H13L12 111V105ZM23 104V103H22ZM79 104V105H78ZM170 104H172V108H171V105ZM182 104V103H181ZM209 104H211V105H209ZM217 104V105H216ZM223 104V105H222ZM225 104V105H224ZM229 104H231V105H229ZM55 106V105H58L59 106V108H58V106L57 107H52V106ZM67 105V106H66ZM68 105H70V106H68ZM78 105V106H77ZM84 106V108H83V106ZM117 105V106H116ZM176 105V106H175ZM177 105H179V106H177ZM208 105V106H207ZM227 105H229V106H227ZM233 105H235V109L233 108ZM251 105H253L252 106V108H254V111L252 112L251 111V109H249V106H251ZM23 106H22V108H23ZM154 106H152V108H154ZM185 106V105H184ZM189 106V105H188ZM241 106H243V108H241ZM246 106H248V108H246ZM20 108H21V106H20ZM21 108V109H22ZM58 108V109H57ZM103 108H106V109H108V111L106 110V109H103ZM113 108V109H112ZM154 108V109H155ZM178 108V109H177ZM191 108H192V106H191ZM206 108V109H205ZM207 108H209L210 110H211V112H210V110L209 109H207ZM257 110H256V109ZM4 109H5V112H4ZM57 109V110H56ZM112 109V112L110 111ZM138 109H139V111H138ZM154 109H152V110H154ZM177 109V110H176ZM192 109H194V106H193V108ZM214 109V111H212ZM218 109V110H217ZM247 109V111L249 112V111H251V113H253L252 115H251V113H248L249 114V116H246L247 115V112H245L244 110H246ZM2 110V111H1ZM23 110V109H22ZM64 110V111H63ZM75 110V111H74ZM104 110H106V111H104ZM262 110H264V109H262ZM11 111V112H10ZM15 111H16V113H15ZM18 111V112H17ZM155 111V110H154ZM157 111H159V110H157ZM219 111H221V112H219ZM242 111V112H241ZM255 111H258L259 112V114H257L258 112H255ZM2 112H4V113H2ZM19 112L20 113H23L24 115H25V119H27V117H26V115L28 116L29 114L31 115L32 114V112H34L33 113V115L31 116V117H29V119H28V123H26L25 121V119H23L22 118V116H21V118H22V121H21V119H18V117L20 116H17L16 114H19ZM99 112V113H98ZM104 112H106V114L104 113ZM110 113V114H108V113ZM150 112H152V111H150ZM186 112V113H185ZM189 112V111H188ZM191 112V113H192ZM213 115H211L210 113ZM243 112H245L246 114L245 115H243ZM26 113V114H25ZM28 113V114H27ZM87 113V114H86ZM104 113V114H103ZM114 113H115V115H114ZM156 113V112H155ZM184 113V114H183ZM242 113V114H241ZM261 113V114H260ZM2 114L3 115H5V117H3L2 116ZM50 114V115H49ZM65 114V115H64ZM67 114V115H66ZM158 114H156L157 116H159ZM167 115H169V113H166ZM174 114H175V116H174ZM177 114H180L179 115V117L180 118H178V115ZM203 114H205L206 115V117H205V115H203ZM8 115V116H7ZM22 115V114H21ZM29 115V116H30ZM103 115H106V116H103ZM119 115V116H118ZM145 115H147V116H145ZM209 115V116H208ZM260 115V116H259ZM261 115H262V117H261ZM9 116H14L13 118H9ZM15 116L17 117V120H19L20 121V125H18V126H16L13 122H12V120H14V122H16L17 120H16V118H15ZM34 116V117H33ZM152 116H153V114H152ZM182 116V117H181ZM192 116V117H191ZM239 116H241V117H239ZM245 117V118H243V117ZM24 117V116H23ZM39 117V118H38ZM52 118V121H51V119L50 118ZM74 117H77L76 118V122H78V123H76V124H74L73 125V121H75V119H74ZM94 117V118H93ZM102 117V118H101ZM111 117V118H110ZM208 117H211V118H208ZM239 117V118H238ZM254 117V118H253ZM62 118H65V119H62ZM66 118H68V119H66ZM112 118H114V119H116V120H118V121H116V120H114V119H112ZM146 118V119H145ZM151 118V119H150ZM186 118H187V122H189V123H187V122H185L186 121ZM9 119H11V121H9ZM47 119V120H46ZM48 119H50V120H48ZM71 119V121H66V120H70ZM175 119H177V120H175ZM179 119V120H178ZM240 119V120H239ZM243 119H245V120H243ZM257 119V120H256ZM31 120H35L34 122H32ZM161 120V121H160ZM163 120V121H162ZM171 120V121H170ZM192 122H191V121ZM208 122H207V121ZM18 121V122H19ZM25 123H24V122ZM49 121H51V122H49ZM63 121V122H62ZM116 121V122H115ZM132 121H135V122H133V123H136L135 125L132 123ZM158 121H160V122H158ZM172 121H176V122H172ZM179 121H182L181 123H180V125H182V126H180L179 127ZM184 121V122H183ZM11 122V123H10ZM23 122V123H22ZM38 122H44V123H46V124H44L43 123V125H45L44 126V128H43V133L41 132V130L40 129H42V128H40L39 127V125H38ZM47 122H49L50 123V125H47ZM95 122H96V124H95ZM137 122H139V123H137ZM147 122H149V123H147ZM253 122H251V123H253ZM30 123V124H29ZM41 123V124H42ZM48 123V124H49ZM62 123V124H61ZM64 123V124H63ZM66 123L68 124V125H66ZM153 123V124H152ZM158 123H164L163 125H157ZM171 123H173V125H175V124H177L176 125V127H179V128H181V132L180 131H177V130H179V128H177V130L175 129L176 127H174L173 125H171ZM256 123V124H255ZM16 124H18L17 122H16ZM34 124V125H33ZM103 124H105V125H103ZM141 124H143V125H141ZM155 124H156V126H155ZM167 124V125H166ZM189 124V125H188ZM11 125V126H10ZM23 125H25V126H23ZM29 126V128H27V126ZM47 125V126H46ZM61 125V126H60ZM65 125V126H64ZM108 125V126H107ZM153 125V126H152ZM164 125H166V126H164ZM169 125V126H168ZM250 125V124H249ZM42 126V125H41ZM51 126V127H50ZM67 126H72V127H67ZM74 126H77V128L75 129V127ZM104 126H105V128H104ZM172 127V128H169V127ZM25 127V130L24 131H26V132H28L29 133V136H28V134L26 133V132H24V131H22L21 132V130L23 129ZM35 127V128H34ZM37 127H38V130H37ZM46 127L47 128H50L51 130L50 131H52V133L49 131V130H45L46 129ZM59 127V128H58ZM61 127H62V129H61ZM64 127V128H63ZM66 127L68 128V130L66 129ZM107 127V128H106ZM119 127V128H118ZM156 127H158L157 129L158 130H156V131H154L155 129L154 128H156ZM221 127V128H220ZM242 127H244V126H242ZM247 129H248V126H245ZM253 127L254 126H252V127H249V130H251V128H252V130H254L253 129ZM19 128V129H18ZM74 129V130H71V132L69 131V129ZM111 128V129H110ZM2 129H6V131L7 130H9V134H11V132H10V130H17L15 133L17 134H15L16 135V137L15 136H13L12 134H11V136L12 137H10V135H7L8 133H6V135H4L5 134V132H4V134H1V132H2ZM29 129V130H28ZM64 129V130H63ZM115 129H118V130H115ZM137 129V130H136ZM154 129V130H153ZM170 129V130H169ZM171 129L173 130V131H171ZM28 130V131H27ZM54 130V131H53ZM63 130V131H62ZM114 130H115V132H114ZM119 130H121L122 132H124L125 133V135H124V133H122V132H120ZM126 132H125V131ZM139 130V131H138ZM174 130H176V131H174ZM183 130V131H182ZM238 130H239V128L237 129V132H238ZM3 131H5V130H3ZM13 131V132H14ZM31 131V132H30ZM49 131V132H48ZM69 131V132H68ZM108 131H110V132H108ZM113 131V132H112ZM118 131H119V133H118ZM171 131V133H169ZM227 131V132H226ZM231 131V133H232V137L231 138H228V136H224L225 135V133H227V134H230V133H228V132H230ZM8 132V131H7ZM18 132V133H17ZM48 132V133H47ZM64 132V134H62ZM105 132H107V134H105ZM112 132V133H111ZM141 132H142V136L140 135L141 134ZM160 133V134H157V137L155 138V136H153V135H155V133ZM164 132V133H163ZM174 132H176L175 134H177V133H179V134H182L181 135V137H183L184 139H182L181 141H178L179 142V145L178 144H176L177 142H173V140L172 141H170V137L169 138H166V136L165 135H169L170 136V134L171 135H173L174 134ZM198 132H202V133H198ZM261 132V133H262ZM3 133V132H2ZM24 133H26V135L24 134ZM51 133V134H50ZM54 133V134H53ZM58 133V134H57ZM109 133H111V135L109 134ZM113 133H115V134H113ZM128 133V134H127ZM140 133V134H139ZM169 133V134H168ZM219 133V134H218ZM223 134V136L224 137H222V134ZM49 134H50V136H49ZM53 134V135H52ZM109 134V135H108ZM135 134V135H134ZM161 134H163V135H161ZM206 134V135H205ZM3 135V136H2ZM55 135V137H53ZM61 135V136H60ZM112 135H113V137H112ZM131 135V136H130ZM132 135L134 136V137H132ZM138 135V136H137ZM147 135V137L148 138H146L145 136ZM200 135V136H199ZM231 135V134H230ZM26 136H28V137H26ZM56 136L58 137V138H56ZM63 136H65L64 137V139H61ZM67 136V137H66ZM79 136V137H78ZM111 136V137H110ZM116 136H118V138H116ZM121 136H123V138L121 137ZM159 136H161V138L159 137ZM175 136V135H174ZM178 136V135H177ZM195 136H198V137H196L195 138V140H192L191 138H193V137ZM204 137V140L202 141V140H200L202 137ZM5 137V138H4ZM29 137H32V138H29ZM60 137V138H59ZM109 137V138H108ZM127 137V138H126ZM137 138V137H139V138H137V139H133V138ZM168 137V136H167ZM172 137V136H171ZM200 137V138H199ZM206 137H208V138H206ZM225 137H227V139L228 140H226V139H224ZM18 138V139H17ZM21 138H23V139H21ZM26 138H28V139H26ZM69 138V139H68ZM122 138V139H121ZM128 139V140H126V139ZM174 137H172V139H173ZM233 138V139H232ZM5 139V140H4ZM16 139H17V141H16ZM35 139V140H34ZM53 139H60L61 141L63 140L64 142H65V146H64V144L62 143V148H60L61 146H59V145H56L58 142H60V140H57V143L55 144V142L53 141ZM110 139H112V142L110 141ZM144 139H146V140H144ZM168 139H169V142L168 143H166L167 141H168ZM176 140H177V138H175ZM198 139V140H197ZM209 139H211V141H209ZM230 139H232V141H231V144L230 143H227L226 144V142L227 141H229ZM23 140V141H22ZM69 140V141H68ZM115 142H114V141ZM126 140V141H125ZM162 140V141H161ZM197 140V141H196ZM30 141V142H29ZM52 141V142H51ZM128 141V142H127ZM141 141H143V143L141 142ZM182 141H184V143H182ZM196 141V143H198V141H202V142H207L206 144H205V150L204 149H202V150H204V151H202V150H197V152H196V149L194 148V147H192L191 146V144L192 143H194V142ZM46 142V143H45ZM67 142V143H66ZM175 143V146L173 147V146H169L170 148H177V149H175V150H173V149H169V150H167V149H165V150H167V151H165L163 148L164 147H167L168 145H170V143ZM37 143V144H36ZM49 143V144H48ZM50 143H53L52 144V146H51V144ZM61 143V142H60ZM69 143V144H68ZM114 143V144H113ZM125 143V144H124ZM141 143V144H140ZM163 143L165 144L166 143V145H164V147H163ZM180 143H182V146L180 145ZM187 143V144H186ZM232 143H233V147H235V148H238V149H241L242 151H241V154L240 155H238V156H235V154H233V152L234 151H230V153H228L229 155L227 156V158H225L224 159V155H222L220 152L221 151H223L222 153H226V151H224L223 149L225 148V147H227V146H225V145H228V144H230V145H232ZM8 144V145H7ZM10 144H11V146H10ZM68 144V145H67ZM75 144V146H72V145H74ZM200 144V143H199ZM207 144H208V146L210 147V148H208V149H210V151L208 150V149H206V147H207ZM211 144H213L214 146H216V147H214L213 145H211ZM225 144V145H224ZM143 145H145V146H143ZM172 145V144H171ZM176 145H178V146H180L181 147V152L182 153H180L179 155L178 154H176V152L175 151H177L178 150V152H180L179 150H180V147L178 148ZM200 145H202L201 146V148H203L204 147V145L203 144H200ZM7 146V147H6ZM81 146V147H80ZM12 147V148H11ZM43 147V149H41ZM55 147H56V149H55ZM64 147V148H63ZM163 147V148H162ZM191 147L194 149V151L196 152V153H198L199 151V154H205V155H207V157H209V156H212V157H214V155H216V154H219V155H216V156H220L219 157V159H215L216 157H214L212 160H207V159H205V160H207V161H210V162H208V165L206 164V162L207 161H205V160H203L202 162L204 163V167H207V166H209V171H207L208 169H206V170H204V169H201V171H202V173H203V171H205L204 172V174L205 175H203V174H201V173H196V171H200V169L198 170L197 169V167L198 166H194V165H192V164H194V162H193V160L195 161V160H199V157H197V154L196 153H194V154H196V156H192L191 154ZM214 147V148H213ZM142 148H144V149H142ZM197 149L199 148V147H196ZM201 148H199V149H201ZM229 148H232V146L231 147H229ZM22 149V150H21ZM69 149L71 150V151H69ZM160 149H162V150H164V151H162V150H160ZM225 149H227V148H225ZM3 150V151H2ZM12 150V151H11ZM27 150H28V152H27ZM172 150H173V152H175L174 154H176V155H174V154H171V155H169L170 154V152L172 153ZM212 150L214 151V152H212ZM229 150H231V149H227V151H229ZM235 150V149H234ZM23 151V152H22ZM59 151V152H58ZM64 151V152H63ZM164 152V153H162V152ZM168 151H170V152H168ZM208 151V152H207ZM220 151V152H219ZM238 150H236V152H237ZM50 152V153H49ZM67 152H69V154L67 153ZM121 152V153H120ZM177 152V153H178ZM201 152H203V153H201ZM215 153V154H211V153ZM218 152V153H217ZM232 152V153H231ZM13 153V154H12ZM23 153H25L26 154V157L27 156H29L28 157V159H26V161H25V154L23 155ZM41 153L43 154V153H48L47 155H45V154H43V155H45L44 157H46L47 156V158H44V157H42L43 155H41ZM117 153V154H116ZM143 153V154H142ZM160 153V154H159ZM4 154V155H3ZM28 154V155H27ZM51 154V155H50ZM56 154H59V155H56ZM73 154H75V155H73ZM146 154H148V155H146ZM161 154H163V155H161ZM167 154V155H166ZM14 155V156H13ZM222 155V156H221ZM20 156V157H19ZM24 156V157H23ZM41 156V157H40ZM52 156V162H47V161H50V160H46V159H48L49 157H51ZM119 156V157H118ZM135 156V157H134ZM177 157V158H175V157ZM178 156H180V158H178ZM204 156V155H203ZM203 156H201L202 158H204ZM225 156H226V154H225ZM55 157V158H54ZM158 157H161L160 159H158ZM162 157H164V158H162ZM172 157L175 159H173V161H177V162H181V163H183V164H181V166L182 167H180V168H183V171L185 172L186 170L185 169H188V171H191V172H188V171H186V174H188V173H191V174H189L190 175V181L188 180V179H186V180H184V181H187V182H183V181H178L179 179H180V177H182V176H184V175H182V170H180V168H179V165H180V163L179 164H177L176 162H175V164L176 165H173L172 164ZM21 158H23V160L21 159ZM41 158H44V159H41ZM70 158V159H69ZM194 158H196V159H194ZM210 158V157H209ZM218 158V157H217ZM14 159V160H13ZM120 159V160H119ZM147 159H149V161H147ZM154 159V160H153ZM165 159V160H164ZM211 159V158H210ZM221 159H223L222 161H219V160H221ZM227 159V161H224V160H226ZM232 160L233 161V167L232 168H227L226 167V162H228V161H230V160ZM257 159L258 160H260L261 162H263V164H264V156H261V157H257ZM22 160V162H23V164H26V165H23L20 161ZM27 160H30V161H28L27 162ZM54 160V161H53ZM88 160V161H87ZM138 160V161H137ZM141 160H143V161H141ZM159 160V161H158ZM178 160H180V161H178ZM218 160V161H217ZM16 161V162H15ZM94 161H96V162H94ZM115 161V162H114ZM13 162H15V163H17V164H15V163H13ZM25 162V163H24ZM33 162L35 163H37L38 164V167H36L35 165H36V163H35V165L34 166H32L33 165ZM111 162V163H110ZM120 162V163H119ZM196 162V161H195ZM218 162H220V163H218ZM27 163H29L28 165H27ZM44 163V164H43ZM75 163V164H74ZM84 163H87L86 165L84 164ZM146 163V165H144ZM170 163H171V165H170ZM200 163V162H199ZM11 164V165H10ZM15 164V165H14ZM22 164V165H21ZM32 164V165H31ZM70 164H72V165H70ZM81 164H83V165H81ZM120 164H122V165H120ZM159 164H161V165H159ZM186 164V165H185ZM225 164V165H224ZM11 167H10V166ZM17 165V166H16ZM20 165V166H19ZM31 167H35V169L36 168H38L36 171H35V169H33L34 170V172L32 173V170H30L31 168H30V166ZM165 165H168L169 167L167 168V169H169L170 170V172H172V174L169 172V171H167V169H166V166ZM173 165V166H172ZM195 165H197V164H195ZM207 165V166H206ZM13 166V167H12ZM22 166H24V168H26V166H27V168H28V173H27V171L26 170H24L23 168V170L21 169V167ZM64 166H66V167H64ZM162 166H164L165 167V169H164V167L162 168ZM194 166V167H193ZM199 166H200V168L202 167L203 168V166H201L200 164H199ZM77 167H79V168H77ZM113 167V168H112ZM120 167V168H119ZM172 167V168H171ZM185 167H187V168H185ZM14 168V169H13ZM17 168L19 169L20 168V170H22L21 172H26V175H22V176H20L19 174H22L20 171H18V172H15V169L17 170ZM71 168V169H70ZM75 168V169H74ZM77 168V169H76ZM82 168V169H81ZM96 168H99V169H96ZM85 169V170H84ZM94 169H96V170H94ZM121 169L123 170H125V171H121ZM0 170V171H1ZM78 170H80V171H78ZM102 170H104V171H102ZM162 170V171H161ZM49 171V172H48ZM70 171V172H69ZM84 171V172H83ZM99 171V172H98ZM108 171V172H107ZM177 171V175H176V173L175 172ZM76 172V173H75ZM85 172H87V173H85ZM89 172V173H88ZM114 172V173H113ZM181 172V174H179ZM75 173V174H74ZM98 173H100L99 175H101V177H99L98 176ZM83 174H86V175H84V177L82 176V178H81V175H83ZM142 174V173H141ZM170 175V177L168 178V176ZM207 174H209L208 176H206ZM5 175V176H4ZM31 175V176H30ZM32 175H34V176H32ZM37 175V176H36ZM50 175V176H49ZM80 175V176H79ZM94 175V176H93ZM96 175V176H95ZM168 175V176H167ZM3 176V177H2ZM53 176V177H52ZM78 176V177H77ZM132 175H130V177H131ZM134 176V175H133ZM11 177V178H10ZM27 177V178H26ZM32 177V178H31ZM36 177L37 179H34V178ZM130 177H128L127 176V181L126 182H128L127 184H123V185H118V186H120V187H125V186H128L127 187V191H128V193L124 196V194H122L121 196V198H122V200H121V204H119L117 207L118 208H116V210H118L119 211V214L121 215L122 214V212H123V210L126 208V207H128V210H129V218H131V211H136V212H140V211H145V208H146V210L148 211V214L150 215L152 212H151V209L150 208H147V207H149L147 204H148V202H147V200L150 198L149 197V195H148V193H149V190L150 189H152V190H154L155 191V189H153L152 187H147V185L146 186H144V188H143V186L142 185H144L145 183V181L143 180V179H145V177L143 176V175H139V177L138 178H136L135 180H133L132 179V177L130 178ZM141 177V178H140ZM177 177L179 178V179H177ZM76 178H80V179H76ZM10 179H11V181H10ZM60 179H62V180H60ZM120 179V180H119ZM125 179V180H126ZM54 180H56V181H54ZM75 181V182H71V181ZM83 180V181H82ZM92 180H94V181H92ZM138 180L140 181V182H138ZM219 180V179H218ZM34 181V182H33ZM38 181H40L41 183H39L38 184ZM47 181V183H44V182H46ZM51 181V182H50ZM69 181H70V183H69ZM85 181V182H84ZM90 181H92V183L94 184L95 183V185L93 186V184L92 183H90ZM135 181H137V182H135ZM43 182V183H42ZM66 182V183H65ZM82 182V183H81ZM97 182V183H96ZM125 182V183H126ZM179 182H181V184H179ZM183 182V183H182ZM61 185H60V184ZM64 183V184H63ZM76 183V184H75ZM81 183V184H80ZM117 183V182H116ZM124 183V182H123ZM134 183V184H133ZM137 183V184H136ZM152 183V184H151ZM151 183H149V184H151L152 186H153V184H154V186H156L157 185V183L153 180ZM161 183V184H160ZM214 183V182H213ZM5 184V185H4ZM38 184V186H36ZM41 184V185H40ZM44 184V185H43ZM46 184H48V185H46ZM73 185V187H70V186H68V185ZM97 184V185H96ZM163 184V185H162ZM169 184V185H168ZM3 185V186H2ZM56 185V186H55ZM63 185H64V187L66 188V190H63L64 189V187H63ZM67 185V186H66ZM78 185V186H77ZM81 185V186H80ZM86 185V186H85ZM133 185V186H132ZM166 185V186H165ZM214 185V184H213ZM12 186V187H11ZM36 186V187H35ZM43 186V187H42ZM130 186H132V187H130ZM139 187V188H137V187ZM153 186V187H154ZM33 187V188H32ZM109 187H111V188H109ZM130 187V188H129ZM147 187V188H146ZM157 187V186H156ZM167 187H169V189H166L165 190V188H167ZM187 188V190H190V191H188V192H190L189 194H187L188 192H187V190H186V188ZM210 188L209 190H207V188ZM9 188V191L7 190ZM37 188H38V190H37ZM56 188V190H54ZM61 188V189H60ZM73 188V189H72ZM88 188V189H87ZM92 188V189H91ZM94 188V189H93ZM140 189V190H137V189ZM149 188V189H148ZM171 188H172V190H171ZM175 188H179V189H181V190H179V189H177V191H175L174 189ZM184 188V189H183ZM35 189V190H34ZM75 189V190H74ZM111 189H113V191L111 190ZM128 189H132V192L131 191H129ZM192 189H194L193 191H192ZM25 190V191H24ZM28 190V191H27ZM31 190L33 191L34 190V192H31ZM69 190H71V191H69ZM134 190H136V191H134ZM169 190H171V191H169ZM184 190H186L185 192L186 193H184ZM195 190H196V192H195ZM12 191V192H11ZM21 191V192H20ZM37 191V192H36ZM48 191V192H47ZM52 191H55V192H52ZM61 191V192H60ZM62 191H65V192H63L62 193ZM68 191V192H67ZM102 191V192H101ZM112 191V192H111ZM173 191H175L176 192V194H174V195H172L173 193H175V192H173ZM183 191V192H182ZM202 191V192H201ZM22 192H24L23 194H24V196H23V194H22ZM25 192H27L26 193V195L27 196H29V192H30V194L31 195H34L33 197H35V199H39L38 201L40 202L41 200H42V202H40V205H41V203H43V205L44 204H46L45 206H47L48 208L45 210V209H43L44 207H43V205H42V207L41 206H39L38 205V207L36 206L37 204H39V202L37 201V200H35L36 202H37V204L35 203V201L33 200V197L31 196V197H29V198H31V200H33L32 202H34L36 205L34 206V208L36 209H34L35 211H33L34 212V215H35V217L37 216V214L39 213L40 214V212H41V215H44L45 213V215L43 216V217H45L44 219H46V218H48L49 219V217L50 216H52V218L54 217V216H59L57 219H60V220H58V221H60L59 223H58V225H57V229H53V230H47V228H48V226L46 225V224H44V225H46L47 226V228H46V226H44V225H41L40 224V222H42V216H41V219L39 218V215L37 216V219H35V218H33L32 217V222H31V224H30V222H28V220L30 219H26V217H25V215H24V206L26 207V209H28V211L27 212H29V208H27V207H29V206H26V204H28L27 202H24L25 200H26V198H27V196H25ZM58 192V193H57ZM136 192H139V193H136ZM169 192H172L171 193V195L172 196H169ZM204 192H206L205 194L206 195H204ZM7 193H8V195H7ZM12 193H13V195H12ZM15 193V194H14ZM20 193V194H19ZM32 193H35V194H32ZM48 193H50V194H48ZM66 193H68V194H66ZM132 193V194H131ZM136 193V195H134ZM177 193H179V194H177ZM183 193V194H182ZM59 194H61L62 196H60ZM152 194V193H151ZM155 194V192L152 194V195H154ZM185 194H187V195H189V197H183V195H185ZM4 195V196H3ZM56 195V196H55ZM98 195H100V196H98ZM132 196H138V197H132ZM208 196V195H207ZM206 196V197H207ZM210 196V195H209ZM38 197V198H37ZM57 197H59V198H57ZM76 197H78V198H76ZM93 197V198H92ZM170 197H172V198H170ZM183 199H182V198ZM7 198L6 199H4V198H2V200H4L5 202H6V200H7ZM19 198V199H18ZM29 198H27V201H29L30 199ZM50 198V199H49ZM61 198V199H60ZM174 198V199H173ZM57 199H59V200H57ZM113 199V200H112ZM11 200V199H10ZM46 200V201H45ZM102 200H104V202L102 201ZM112 200V201H111ZM202 200H204V198H201L200 199V201H202ZM170 201V202H169ZM200 201H195V203H197V202H199L200 203ZM10 202H12V201H10ZM9 202V203H10ZM32 202H30L29 201V203H31L32 204ZM145 202H147L146 204H145ZM189 202V201H188ZM194 202V201H193ZM7 203V202H6ZM103 203V204H102ZM109 203V204H110ZM130 203V204H129ZM173 203V202H172ZM192 203V202H191ZM195 203L191 206L192 208H194V209H197L198 210V208H202V207H200L199 205H201V203L199 204V205H195ZM3 204V205H2ZM125 204V205H124ZM160 204V203H159ZM164 204V203H163ZM171 204V203H170ZM3 207H2V206ZM29 205V204H28ZM34 205V204H33ZM161 205V204H160ZM173 205V204H172ZM195 205V206H194ZM51 206V207H50ZM54 206H56L55 208H56V210H55V208H54ZM170 206V205H169ZM166 207L165 209H164V207H160V216H161V228L160 229H163V230H160L159 232H161V233H159V232H157L156 233V235L158 236V238H162V237H164V236H170L171 234L169 233V232H171L172 231V229H173V225L175 224L174 223V221H173V216H175L174 214L176 213V212H178V211H181V210H183L184 208H183V206L182 205H178V206H170V207ZM194 206V207H193ZM4 207H6V208H4ZM10 207V208H9ZM31 207H32V205H31ZM30 207V210L32 209ZM37 207V208H36ZM42 208V210L44 211V213L42 214V210L40 211V209ZM133 207V208H132ZM139 207H141L143 210H141V208H139ZM2 208H4V209H2ZM168 208V209H167ZM13 209V210H12ZM123 209V210H122ZM127 209V208H126ZM7 212H6V211ZM48 210V211H47ZM52 210V213H54V211H56L57 212V214L58 215H53L50 211ZM54 210V211H53ZM57 210H59V211H57ZM167 210V211H166ZM176 210H178V211H176ZM24 211V212H23ZM40 211V212H39ZM102 211H104L105 213H106V215H103V213H102ZM118 211L116 212V214H118ZM199 211V210H198ZM201 211V210H200ZM3 211H1L0 213H2ZM12 212V213H11ZM27 212H25V213H27ZM48 212H49V214H50V216L48 217V216H46L47 214H48ZM59 212V213H58ZM10 213V214H9ZM19 213V214H18ZM30 214L28 215V216H30L31 215V213H32V211H30L29 212ZM174 213V214H173ZM28 214V213H27ZM48 214V215H49ZM55 214V213H54ZM20 215V217H18ZM200 215V213L198 214V218H197V224L198 225H200L201 223H202V221H201V217H202V215L201 216H199ZM257 215H262L261 213L259 214H257ZM4 216V215H3ZM27 216V215H26ZM27 216V217H28ZM260 216H258V218L257 219H259L260 218ZM8 219H7V218ZM62 217V218H61ZM13 218V219H12ZM16 218V219H15ZM20 218V219H19ZM129 218H127V219H125L122 223L120 222V225L119 226H117L118 228H117V231H118V233H120V234H123L122 233V230H123V226H125L126 224L125 223H127V225L128 226H130V221L128 220ZM17 219H19V220H17ZM35 219V220H34ZM41 221H40V220ZM107 219V220H106ZM0 220H1V215H0ZM6 220V221H5ZM11 220H13V221H11ZM39 220L40 222H37V221ZM63 220V221H62ZM99 220V219H98ZM111 220V219H110ZM126 220H128V221H126ZM19 221H20V223H22L23 224V226H22V224H20L19 223ZM31 221V220H30ZM34 221H35V223H34ZM67 221V220H66ZM126 221V222H125ZM2 222V223H1ZM11 222V223H10ZM13 222V223H12ZM44 222V221H43ZM43 222H42V224H43ZM172 222H173V224H172ZM107 223V222H106ZM7 226H6V225ZM17 224H18V226H17ZM35 224V226H32V225H34ZM5 225V226H4ZM10 225V226H9ZM27 225H29V226H27ZM126 225V226H127ZM127 226V228H129ZM62 227V228H61ZM131 227V226H130ZM165 227V228H164ZM26 228V229H25ZM30 228V229H29ZM83 228H85V229H83ZM127 228L126 229H124V231L125 230H127ZM168 228V229H167ZM174 228H175V225H174ZM7 229V230H8ZM59 229V230H58ZM83 229V230H82ZM130 229V228H129ZM169 229H171V231L169 230ZM28 230V231H27ZM30 230V231H29ZM37 230V231H36ZM55 230V231H54ZM57 230V231H56ZM174 230V229H173ZM21 231V232H20ZM83 231H85L84 233H83ZM94 231V232H93ZM123 231V232H124ZM128 231V230H127ZM80 233V234H79ZM126 233V232H125ZM124 233V234H125ZM167 233H169V234H167ZM10 234V233H9ZM55 234H57V237H56V235ZM156 236V237H157ZM51 237V238H50ZM110 237V238H109ZM171 237V236H170ZM169 237V238H170ZM55 238V239H54ZM57 238V239H56ZM111 239V240H110ZM165 239H167L166 237H165ZM108 240V241H107ZM46 241V242H45ZM52 241V242H51ZM45 242V243H44ZM95 242V243H94ZM109 242V243H108ZM108 243V244H107ZM31 244V246L29 247V245ZM91 245V246H90ZM95 245V246H94ZM63 246V245H62ZM79 246V247H80ZM99 246H100V248H99ZM103 246V247H102ZM104 246H107V248L106 247H104ZM35 248V249H34ZM43 248V249H42ZM83 248V247H82ZM106 248V249H105ZM120 248V249H119ZM31 249V250H30ZM41 250H42V252H41ZM111 250V251H110ZM110 251V252H109ZM31 253V254H32ZM91 253V252H90ZM119 253H120V255H119ZM30 254V253H29ZM122 254H124V255H122ZM32 256H34L33 254H32ZM31 256V257H32ZM35 256V257H36ZM117 256V257H116ZM121 256H123V257H121ZM135 256V257H136ZM120 257V258H119ZM58 258V257H57ZM57 258H55V260H54V262L53 263H59L60 261H59V259H57ZM119 258V259H118ZM126 259H127V261H126ZM140 261H141V264H146V262H145V260H144V258H140L139 259ZM57 261V262H56ZM59 261V262H58ZM122 261V262H121ZM125 261V262H124ZM139 261V262H140ZM124 262V263H123ZM15 264H21V263H19V262H16ZM60 264V263H59ZM82 264H86V263H82ZM127 264H129V263H127Z\"/></svg>","mask_w":264,"mask_h":264},{"label":"bare ground","instance_id":"6f19581e","mask_svg":"<svg viewBox=\"0 0 264 264\" xmlns=\"http://www.w3.org/2000/svg\"><path fill=\"white\" fill-rule=\"evenodd\" d=\"M1 1V0H0ZM3 1V0H2ZM0 2V4L2 3V7H3V10L6 12V13H8L7 15L9 16V14H10V12H11V16H9V17H14L16 20H17V18H19L18 19V23H15V24H17L18 26H17V28H15V29H17V31L19 30V28H21L20 30H22L23 31V29H25V28H23V26L25 27V25L28 23V22H26V21H31V19L28 17V16H26V15H24L25 16V18L24 17H22L21 15H23V14H19L20 13V11L19 10H15L16 8H17V6L16 5H14V4H16L15 3V0H13L14 2H12L13 3V6L11 5V0H4L5 2ZM10 1V3H9V5H8V2ZM17 1V0H16ZM26 1V0H25ZM29 1V0H28ZM34 1V0H33ZM45 1V0H44ZM57 0H51L50 1V3L52 4L51 6H49V5H47V2L46 3H44L43 2V0L40 2V0L39 1H37L38 2V5H39V3H41L40 5V7L38 8L39 10H38V12L39 13H37L36 15L37 16H35V17H37V18H39L38 17V14H40V19L42 18V20H40L41 22H43L42 23V25L40 24L41 22H39V20L38 19H36L38 22L37 23H35V25L36 26H38L37 27V29H38V31L40 30L41 31V33L40 32H38V33H35V32H37L35 29H36V27H32V29H34L33 31H31L29 28H30V26L29 27H27V29L28 30H30V31H28L27 29H25V34L23 33V32H21V31H19V32H17V31H15V34L17 33V41H18V43H19V45L21 46H18L19 47V50L21 51L20 53H22V50H23V54H24V51H25V54H27V55H25V56H23V57H29L28 56V54H30L31 53V59H32V62H31V59H30V57H29V59L28 58H26V59H28L29 61H30V63H34L33 62V59H34V55H32V48H33V52H34V47H36L34 44H36L37 42V44H39V43H43V47H41L42 46V44H39V46H38V48L40 47L41 49L42 48H44V47H46L48 44H49V46H47L46 47V49L45 50H47L48 49V52L49 53H51L52 54V52L51 51H49L50 49H51V46H50V44H52V43H54L55 41H56V39H54L53 37H55V35H58L59 34V38H58V36H56L57 38H58V40L60 39V37L62 36L63 38H65V34H63V33H66L67 31L65 30V29H67L69 26V24H72L73 23V25H75V28L76 29H78L79 30V28L77 27L78 25H77V22L78 21H80V22H82V21H85V20H88L89 19V15H88V13H89V11H88V13H85L84 11H82L81 10V8L82 7H84V6H81L80 5V3L78 2V1H76L75 0V2L77 3L78 2V4H79V6H80V10L82 11V15H83V13H85L84 14V16H82V15H80L81 13H80V11L79 10H77V11H79V12H77V16H75V17H78V20L76 19H74L75 17L74 16H72L71 15V12L68 10V12H70L69 14H68V12H66V13H63V14H66V17L68 18V16L67 15H69L70 16V18H72V19H70L69 18V21H71V23L68 21V19H67V21L69 22V24H67L68 22H66V21H63V20H61V21H63V24H64V22H66L64 25H65V27L63 28V26L64 25H60L61 26V28L59 27V23L57 24L58 26H56V28H58L59 30H60V32L62 31V33L60 34V32L57 30V32H55V34L53 33L52 35H54L53 37H52V35H51V31L50 30H52V28H54V30L56 31V29H55V27L52 25L53 23H57L58 22V20H55V18L54 17H56V16H54L53 17V15H54V12H53V14H51L52 12H50V15L49 14H47V11H49V10H44V9H50L52 6L54 7V5L55 4H57L56 6H57V8L60 6V4H62L63 3V6L65 5V4H68V3H66L68 0H62V1H64V2H62V3H60V1L61 0H58L57 2H56ZM97 1V3H98V0H96ZM106 1H108V0H106ZM110 1H112L114 4H112V2H111V4H108L107 2H104V0H101V1H99V2H101L100 4L103 6V4L105 5V6H103V7H108L109 5H111L110 6V8L108 7V9H109V11H112L111 13L112 14H115V12H113L114 10H112L113 8H115L113 5H116V7L117 6H120L121 7V5H125V4H123V3H126V5L128 4V0L127 1H125V0H121L118 4H115V2L117 1V0H115V1H113V0H110ZM125 1V2H124ZM134 0H131V4H133L134 6H129V5H127V7L126 8H130V7H132L131 9L133 10H131V9H129V12H131L129 15L130 16H133V14L135 15V13H137V11L139 10V11H142V12H144V10H141V9H144L145 7L146 8H149V7H153V6H155V5H152V2H154V4L155 3H157V2H159L160 0H157V2H155L156 0H154V1H149V2H151V4L149 3V2H141L140 0V6H138V3L136 4V1H134ZM187 1V0H186ZM198 1V0H197ZM230 1V0H229ZM233 1V0H232ZM243 1H245L246 3L248 2V4H252L251 2L252 1H248V0H243ZM242 1V2H243ZM254 2V4H256L255 3V0H253ZM23 2V1H22ZM32 2V1H31ZM42 2L44 3V5L42 4ZM55 2V3H54ZM92 2H93V0H92ZM170 2H173L172 0H169V1H167V0H165V3L167 4V6H163V5H160V6H162V7H165V9L166 8H168V6L169 7H172V6H174L173 5V3H170ZM179 2V3H178ZM234 2H236L237 3V5H239L240 4V6H245V5H241V4H243V3H241V1L240 2H237V0H235ZM234 2H232L233 4H234ZM261 1H257V3H258V5L256 6L257 7V9H260L259 7H262V6H264L263 4L264 3H260ZM3 3H7L6 4V8H5V5L3 4ZM26 3V2H25ZM25 3L23 2V4H21V5H23V6H20V8H22V10H21V13H22V11H27L26 10V8H28V7H32L33 5H35V4H33V5H30L29 4V6H27V4H26V7H25ZM59 3V4H58ZM65 3V4H64ZM74 3V2H73ZM76 3L74 4V5H76ZM122 3V4H121ZM174 3H178V4H181V1L179 0H177V2L174 0ZM197 3V2H196ZM226 3H229V2H226ZM32 4V3H31ZM77 4V5H78ZM90 4H92V3H90ZM93 4L95 5V3L93 2ZM142 4H150V5H148V6H144V7H142ZM158 4V3H157ZM170 4V5H169ZM186 4H189V6L187 7V5ZM191 4H193V6L192 7H195V3H190V1H187V3L185 2V4L184 3H182L181 5L182 6H184V5H186L185 7L186 8H190L191 6ZM218 4V6L219 5H221L222 6V8H223V6H225L226 7V9H227V7L229 8L230 6H234V10H235V8H238V7H236L235 6V4L234 5H230V6H228L229 4H227V5H222L221 3H216L215 2V5H217ZM254 4H252V8L251 7H249V9L251 8V9H253V10H256V9H254L255 7H253L254 6ZM8 5V6H7ZM18 5H20V3L18 4ZM43 5V6H42ZM108 5V6H107ZM165 5V4H164ZM177 5V4H176ZM202 5H205V3L203 4H201V6ZM259 5H261V6H259ZM13 8H12V7ZM62 6V5H61ZM62 6V7H63ZM70 6V7H69ZM79 6H73V5H69L68 4V6L67 7H69V9L70 10H76V9H79ZM96 6V5H95ZM94 6V7H95ZM135 6H138V8H136ZM159 5H158V9H159V7H160ZM178 6H180V5H177L175 8H173V11H175V13H174V16H168L167 15V13L168 14H170V15H172L171 13H169V12H171V11H169V8L164 12V10L165 9H161L162 7H160V9H161V11L162 12H159V13H161V14H163V15H160L161 17L163 16H166L167 18H169V19H171L170 21H169V19L167 20V21H162L161 22V20H162V18H161V20H160V16H159V19L158 20H160V26L162 25V26H164V24H166V25H168L166 22H168V23H174L175 22V24H173V25H177V26H179L178 28H180V25L182 26V25H184V24H189V26H193V25H190V24H192V23H187V22H184L183 20H180L179 18H178V20L177 21H174V19H173V17H180V18H184V15H185V11H182L183 13H180L181 11H180V9L179 8H177ZM200 6V7H201ZM239 6V7H240ZM249 6H251V5H249ZM0 7H1V5H0ZM24 7V8H23ZM46 7V8H45ZM48 7V8H47ZM61 7V8H62ZM65 7V10L67 9V7L66 6H64ZM72 7H74V8H72ZM112 7V8H111ZM181 7V6H180ZM203 7L204 6H202L201 8H202V10H203ZM213 8H214V6H212ZM220 7V6H219ZM219 7H215V8H218L217 10H219V11H228V10H224V9H222V10H220L221 8H219ZM8 8H11V11H10V9H8ZM15 8V9H14ZM60 8V10H62ZM118 8V7H117ZM123 9H120V10H118L117 9V12H116V14L117 15H122L121 17H123V18H120V20L119 21H121V19L122 20H124V19H126V21H127V18L129 17V15H128V12H127V14H124L127 10L124 8V7H122ZM134 8V9H133ZM141 8V9H140ZM199 8V7H198ZM209 9V7H208V9H209V11L210 10H213V11H211V14L212 13H214L215 15H216V13H221V12H216L215 10V8L214 9ZM263 8V7H262ZM7 11H6V10ZM19 9V8H18ZM30 9H32V8H30ZM33 9H34V7H33ZM41 9L43 10V11H41ZM59 9V8H58ZM153 9H154V7H153ZM153 9L151 8V11H153ZM171 9V8H170ZM175 9V10H174ZM182 9V8H181ZM238 9H240V8H238ZM237 9V10H238ZM244 9L245 8H243L242 10H240V11H243L244 12ZM1 11H0V13H1V15H0V17H2V18H5V20H6V18L8 17V16H6V15H2V9H0ZM12 10H15V11H17L16 13H15V11H13L12 12ZM84 10H86V9H84ZM98 10V9H97ZM116 10V9H115ZM134 10H137V11H134ZM145 10H149V9H145ZM176 10H178V11H180V12H178V11H176ZM233 10V9H232ZM233 10V11H234ZM236 10V11H237ZM246 10L248 11V8L246 7ZM262 10V9H261ZM24 11V12H25ZM28 11H30L29 9H28ZM34 11H37V9L36 10H34ZM34 11H33V14H35L34 13ZM44 11H46V13L44 12ZM58 11V10H57ZM123 13H122V12ZM138 11V12H139ZM160 11V10H159ZM169 11V12H168ZM222 11V12H223ZM61 12V11H60ZM86 12H87V10H86ZM146 12V11H145ZM178 12V13H177ZM191 12H193V11H189L188 13H191ZM206 12H208V10L206 11ZM235 12V11H234ZM5 13V14H6ZM12 13L13 14H15V15H13L12 16ZM29 14V12H25V14ZM30 13H31V11H30ZM43 13V14H42ZM55 13H59V11L58 12H55ZM92 13V12H91ZM102 13V12H101ZM107 13H109V12H107ZM111 13H109L108 15H107V17L108 16H110V14ZM146 13H149V14H152V12H150V10L148 11V12H146ZM153 13H154V11H153ZM164 13H166V14H164ZM180 13V14H179ZM188 13H186V15H185V17L187 16V15H189ZM194 13V12H193ZM198 13H200V16L202 15V13H204V11L202 12V11H198L197 13H195V14H192L191 13V15H193V17H191V15H189L188 17L189 18H187L186 17V19L187 20H185V21H188L189 22V20L191 19L192 20V18L193 19H196L195 17L197 16V14ZM209 13L210 12H208L207 14H208V18H209ZM236 13V12H235ZM238 13H240L239 11H238ZM249 13H251V12H249ZM4 14V13H3ZM16 14L19 16H16ZM32 14V13H31ZM46 14V15H45ZM62 14V15H63ZM149 14H146V15H149ZM156 14V13H155ZM175 14H178V15H180V16H176ZM45 15V16H44ZM59 16L61 15V13H59L58 14ZM78 15H80L81 17H84V18H80V16H78ZM88 15V16H87ZM117 15H114V19H115V17L117 16ZM136 15H138V17L140 16L141 18H143V19H145L146 17V19L147 20H150L151 18L149 17V16H151V15H149V16H145V14L143 15V13H141V12H139L138 14H136ZM181 15H183V17L181 16ZM206 15V14H205ZM214 15V16H215ZM238 15V14H237ZM243 15H245L244 13H243ZM264 15V14H263ZM31 16V15H30ZM59 16L57 17V19L59 18ZM94 16V15H93ZM125 16H127V18L125 17ZM144 16V17H143ZM195 16V17H194ZM212 16H213V14H212ZM44 17H46L47 19H48V17H49V20H47L48 21V23H50V21H52L51 19H54L55 20V22L54 21H52L53 23L52 24H48V25H46L47 24V21L44 19ZM61 17V16H60ZM153 17H155V15L153 14L152 15V18ZM166 17H164V19H166ZM223 17V16H222ZM2 18H0V19H2ZM20 18H22V20H24L25 22H23ZM26 18H29L28 20H26ZM150 18V19H149ZM198 18H200L199 16H198ZM224 18H228V17H224ZM259 18H263V17H259ZM46 21V23H45V21ZM80 19H83V20H80ZM90 19H94V18H90ZM108 20V22H109V19H112L111 17H109V18H107ZM114 19H112V21L111 22H109L110 23V26H113L114 24H115V26L117 25L116 24V22H114ZM212 19V18H211ZM14 20V19H13ZM99 20V19H98ZM153 20H154V18H153ZM197 20V19H196ZM201 20V19H200ZM216 20V19H215ZM223 20V19H222ZM225 20V19H224ZM227 20H232V19H227ZM227 20H225V22H224V24L226 23V21ZM246 20V19H245ZM245 20H243V21H245ZM75 23H74V22ZM101 21V20H100ZM103 21H104V19H103ZM119 21H117V22H119ZM172 21H174V22H172ZM178 21H180V22H178ZM181 21H183V23H181ZM202 21V20H201ZM201 21L199 22V23H201ZM210 21V20H209ZM212 21V20H211ZM229 21V22H230ZM242 21V22H243ZM1 22H3V21H1ZM0 22V23H1ZM22 22V23H21ZM34 22H36V21H34ZM34 22H32L31 24L33 25V23ZM59 22H60V20H59ZM86 23H87V21H85ZM112 22L114 23V24H112ZM163 22H165V23H163ZM191 22V21H190ZM198 22V21H197ZM235 22V21H234ZM237 22V21H236ZM99 23H101V22H99ZM103 24H104V22H102ZM107 23V22H106ZM108 23V24H109ZM124 23V22H123ZM126 23H128V21L126 22ZM162 23V24H161ZM179 25H178V24ZM210 24H211V22H209ZM215 23V22H214ZM219 23V22H218ZM221 23V22H220ZM4 24V23H3ZM8 24V23H7ZM15 24H14V26H15ZM25 24V25H24ZM45 24V28L43 27V25ZM62 24V23H61ZM121 24V23H120ZM21 27H20V26ZM23 25V26H22ZM28 25V24H27ZM26 25V26H27ZM30 25V24H29ZM31 25V26H32ZM40 25V26H39ZM51 25L53 26L52 28H50L51 27ZM93 25V24H92ZM98 25V24H97ZM106 25V24H105ZM119 25V24H118ZM117 25V26H118ZM185 25V26H186ZM216 25H217V23H216ZM220 25H222V24H220ZM47 26V27H46ZM99 26H101V25H99ZM140 26V25H139ZM144 25H141V29H140V27H139V30L140 31H143V33H146V32H148V33H146V34H149L150 32H152V31H150L149 32V30L148 31H146L147 30V28H145V27H143ZM213 26H215V24H213ZM212 26V27H213ZM3 27H4V25H3ZM12 27V26H11ZM43 27V28H42ZM70 27H74V26H71L70 25ZM90 27V26H89ZM94 27V26H93ZM93 27L91 28V30L93 29ZM107 27V26H106ZM114 27V26H113ZM128 27V26H127ZM167 27V26H166ZM174 27V26H173ZM190 27V28H191ZM195 27H197V24L195 23L194 24V26H193V28L195 29V31H192V33H190V32H188L187 34L184 32L183 34H180L179 36L181 37V35H182V37L181 38H179V40L180 41H187V38L189 39V36H192L193 34H194V36H196V35H198V34H201V35H199V36H197L196 38H194L193 36L191 37V41H190V43H193V42H195V44H197V43H199L200 42V44L202 43V42H204L203 43V45L202 46H204L205 44H206V47L207 46H212V48H215L216 47V49H213L212 50V48H208L207 50H212L213 52H214V57H212L213 59H214V61H216V62H218L216 65H217V67H219V68H216L217 70H215V67L216 66H214L213 64H212V66H209V67H211V68H206V70H205V66H199V65H206L205 63H203V64H196L198 61H200V60H203V59H205V61H206V59L207 58H205V56L204 55H206V54H202V55H200V59H197V58H195L196 60H192V59H190L191 61H194V63H192L191 61H189V60H186V57H188V56H186L185 57V55H180L181 56V58H183V62L185 63L186 62V64L185 65H187V66H191V67H187V68H192V69H195V65H198L197 66V68H199V69H203L206 73H202V74H205V76H203V77H201V75H194L193 77H192V81H195V82H193V87H194V90L196 91H194L195 92V94L196 93H198L196 96H198L199 97V95H201V92H202V90H203V92L204 93H202V94H205V95H202L201 96V98L202 97H208V96H210L208 99L207 98H200L199 100H198V97H196V96H194V93L193 94H189L190 92H189V90H186V92L188 91L189 93H187V94H189L191 97V103H188V101H187V103H184L183 104V102H181L180 103V105H182V108L180 109V111H181V113L180 114H182V111L184 110V109H186V108H188L189 110H184V111H187V114L189 115V114H195V113H197V111L195 112V106H200V110L199 111H203L201 108H204V106H202V105H204V103H202L201 105H199L200 103L199 102H202V100H203V102L204 101H207V100H209L212 96L211 95H214V94H212V92L213 91H211L210 89H208L207 87H208V85H214V88H217V86H219L220 87V85H215V84H217V83H214V81H215V79L219 76L220 77V79L221 78H225V77H223L225 74H224V71L223 72H219V71H222V70H219V69H222L223 67H225V69L223 68V70H228L227 68H226V66L225 65H220L221 63H219V61L218 60H221L220 59V57H219V59H218V57H215V54H219V53H221V51L219 52V50L221 49V46H220V44H222V46H223V44H224V42L223 43H221V40L222 39H217V40H215L214 41V37H213V39H212V37L210 38V36H209V39L210 40H205L206 38H204V36L205 35H203L202 36V34L203 33H206V34H208L207 33V29H204V27L203 28H201L200 27V29H196ZM217 28H219V26L217 25L216 26ZM221 27V26H220ZM23 28V29H22ZM46 28H48V29H46ZM50 28V29H49ZM99 28H101V27H99ZM143 28V29H142ZM174 28H176L175 30H177L178 28L177 27H174ZM215 28V27H214ZM238 28H240L239 26H238ZM6 28L4 27V30H5ZM41 29H46L45 31H43V30H41ZM61 29H64V30H61ZM87 29H88V32L90 31L89 30V28L87 27ZM104 29H107V28H104ZM129 29V28H128ZM151 29H153V28H151ZM150 29V30H151ZM201 29H204V31L203 30H201ZM242 28H240V30H241ZM50 31V35H46L47 36V38L50 36V37H52L53 38V41H49L48 42V40L50 39V38H48V40H47V38H46V36H45V39L44 40H46L45 42H43L44 40H42L44 37V35H43V33H42V31L43 32H45L46 33V31ZM76 30L77 31V33H78V35H77V37H79V38H72L71 37V35H69V34H67L68 36L66 37L67 39H69V40H67V39H65L66 41H64V42H69L70 43V40H72L73 39V41H76V42H78V41H80V40H83V41H81V42H84V41H86L87 42V40H84V35H83V33H82V35L83 36H81L80 35V32H82V30ZM154 30H155V28H154ZM167 30H168V28H167ZM196 30H200V32H198V31H196ZM206 30V31H205ZM246 31H248L249 29L247 28V29H245ZM2 31V30H1ZM6 31H8V33H9V38H11L10 37V34L12 33V31L10 32L9 30H6ZM14 31V30H13ZM28 31V32H27ZM64 31V32H63ZM93 31V30H92ZM130 31H132L133 32V30L132 29H130ZM165 31H166V29H165ZM164 31V32H165ZM168 31H170V30H168ZM217 32H218V30H216ZM215 31V33L214 34H216L217 32ZM21 32V33H20ZM26 32H27V34H28V37H26ZM34 32V33H33ZM84 32V31H83ZM96 33H97V31H95ZM101 32V31H100ZM102 32H104V31H102ZM118 32V31H117ZM136 32H138V31H135V32H133V33H136ZM163 32V33H164ZM195 32L196 33H198V34H195ZM203 32V33H202ZM24 34V36H25V38H31V36H30V34L32 33V37L33 36H35V38L32 40V38L30 39V40H32V41H37L39 38L38 37H40L41 35H42V37H40L41 38V42L40 41H37V42H35L34 44H33V42H30V41H28V40H26V39H23V37L24 36H22L23 34ZM30 33V34H29ZM48 33V32H47ZM67 33H69V32H67ZM169 33H171V32H169ZM190 33V35H188ZM1 34H2V32H1ZM6 34V33H5ZM35 34H37V35H35ZM39 34H41V35H39ZM63 34V35H62ZM70 34H72L71 32H70ZM102 34V33H101ZM139 34H141V33H139ZM164 34H166V33H164ZM184 34H186V39H184V37H185V35ZM246 34V33H245ZM20 35V36H19ZM61 35V36H60ZM96 35H100V34H96ZM108 35H110V39H112V42H114L115 40H119V38H120V43H121V45H120V47L122 48L123 46H125V45H127V46H129L127 43H128V41H126V40H124V38L122 37V36H124V37H126L125 36V34H123V33H108ZM135 35L136 34H134L133 36L135 37ZM143 35L144 34H142L139 38H142L143 37ZM250 35H252V33H250ZM2 36V35H1ZM12 36H13V34H12ZM37 36V37H36ZM70 36V37H69ZM73 36V35H72ZM81 36V37H80ZM133 36H132V38H133ZM151 35H149V36H145V37H148V40H155V42L157 41V39L159 38V37H157V39H156V37L155 36H157V35H153V36H151ZM218 36H221V35H218ZM218 36L216 37V38H218ZM249 36V35H248ZM22 37V38H21ZM61 37V40L63 39ZM94 37V36H93ZM100 37H101V35H100ZM103 37V39H102V41H104V40H107L106 38H104V36H102ZM150 37V38H149ZM154 37H155V39H154ZM167 37H170V36H166V38ZM200 37H202V38H200ZM207 37V36H206ZM254 37H256V35L254 36ZM257 37H259V36H257ZM3 38H4V35H3ZM51 38V39H52ZM81 38H83V39H81ZM96 39H98L97 37H95ZM109 38V37H108ZM115 38H117V39H115ZM131 38V37H130ZM136 39H137V37H135ZM138 38V40H141L142 42H143V40L144 41H146L145 43H148V42H150V41H148L147 42V40H145V38L144 39H139ZM177 38V39H178ZM250 38H253V37H250ZM16 40V38H13V40ZM36 39V40H35ZM50 39V40H51ZM76 39H78V40H76ZM95 39V44L96 43H101L102 41L99 39V40H96ZM125 39H127V38H125ZM192 39H197V40H192ZM201 39V40H200ZM12 40V39H11ZM14 40V41H15ZM64 40V39H63ZM90 40V39H89ZM117 40V41H118ZM138 40H132V41H134V42H136L135 44H137V45H133L134 44V42H131V43H133V44H130L131 46H132V49L134 48V46L135 47H137L138 45H140V43H142L141 41H138ZM163 40V39H162ZM167 40H172V41H170V42H168ZM166 41H167V43H168V47L170 48V47H172L171 49H169L171 52H173V53H171L170 51H168L167 53H165L164 52V49H163V47H161V46H159V42L157 41L154 45L157 47V46H159L158 48H160L161 47V49H163V50H161V52L164 54V58H163V60H167V59H170L169 57H171V56H173V55H175L176 54V51L179 49H181V47L183 48V49H181V50H185L184 49V45H182L183 43H189V42H184L183 41V43H181V42H179L178 43V41L177 40H174V42H173V39H167ZM190 40V39H189ZM199 40V41H198ZM205 40V41H204ZM213 40V41H212ZM233 40V39H232ZM243 40H244V38H243ZM246 40V39H245ZM255 40V39H254ZM4 41H6V39L4 40ZM22 41H24V42H22ZM26 41H28V42H30L31 44H33L34 45V47L32 46L31 47V45H30V47H31V49H30V47L29 46H27L28 45V43H26ZM73 41H71V44L70 45H73V47L74 46H77L78 45V43H73ZM97 41V42H96ZM99 41V42H98ZM207 41V42H206ZM210 41V43H208ZM46 42H48V43H46ZM52 42V43H51ZM86 42H85V44H86ZM116 42V41H115ZM220 42V43H219ZM226 42V41H225ZM247 42V41H246ZM254 42V41H253ZM23 43H25V44H23ZM46 45H45V44ZM68 43V44H69ZM104 43H106V44H104ZM102 42L101 43V46L103 47L102 49H104L105 51H103V52H108V54H104L101 50H98V48L99 47H97V46H99V44H96L95 46H96V51H97V55H99V57H98V59H100V60H102V59H104V55H107V56H105L106 57V59H108V61H109V63H112L111 65L113 66V64H115V62H117L116 64H118L119 63V61L122 59H124L125 57H128V55H127V51L126 52H122V49L120 48V47H118L115 43H113V44H115L113 47H116V50L117 49H119V50H121V54H119L120 56H122V57H116L117 55H114V53H117V51H114L113 53H111L113 56H115L116 58H119V59H116V58H113V56L110 54V51H111V49H107V48H109L108 46H110L111 47V45L109 44V45H107L109 42H107V41H105V42ZM139 43V44H138ZM161 43V42H160ZM172 44V45H170V44ZM175 43H177L178 44V46H174L175 45ZM212 43V44H211ZM219 43V44H218ZM230 43V42H229ZM241 43V42H240ZM249 43V42H248ZM257 43V42H256ZM258 43H260V42H258ZM23 44V45H22ZM27 44V45H26ZM75 44H77V45H75ZM125 44V45H124ZM144 43H142L141 45H140V47L143 45ZM162 44V46H164L165 45V43H161ZM208 44V45H207ZM216 44V45H215ZM218 44V45H217ZM227 44V43H226ZM252 44H254V43H252ZM251 43H250V45H252ZM261 44V43H260ZM260 44H257V45H260ZM45 45V46H44ZM87 45V44H86ZM104 45H107V47H105ZM150 44L148 43V45H146V44H144V46H142L141 48H139V49H137V51H136V54H137V52L138 51H140V50H142L141 51V53H143L144 54V50L146 49V50H151V51H153L154 49H157L158 50V48H154L153 50H152V48H151V46H149ZM151 45H153V44H151ZM179 45H181V46H179ZM192 45V44H191ZM191 45H186V46H191ZM24 46V47H23ZM27 46V47H26ZM58 46H61L60 44H58ZM82 46V45H81ZM131 46H129V47H131ZM148 46V47H147ZM185 46V47H186ZM213 46H215V47H213ZM228 46H230V45H228ZM29 50V51H31L30 53H29V51L27 52V49ZM29 47V48H28ZM55 47H57V45L55 46ZM63 47V46H62ZM65 47V46H64ZM128 47V48H129ZM152 47H154V46H152ZM176 48V50H174L175 48ZM178 47V48H177ZM192 47V46H191ZM236 47V46H235ZM256 48H257V46H255ZM37 48V47H36ZM80 48V47H79ZM87 48H90V47H88V45H87ZM138 48V47H137ZM145 48V49H144ZM148 48V49H147ZM151 48V49H150ZM188 49H189V47H187ZM6 49H8V48H6ZM22 49V50H21ZM66 49V48H65ZM71 49H73V50H71L72 52H71V54H69V52H65V54H63L64 56L63 57H57V58H60V62L61 63H63V62H67V63H64V64H62L63 66V70L62 71H64L63 73L62 72H60L61 70H59V69H62V67L60 66V67H58V65H56V67H55V69H54V67H52L51 66V69H50V66H48V65H52V64H47L46 62H45V59H44V57L43 56H45V55H47L48 53L46 52V54H45V52L43 51V49H42V53H44L45 55H41V52L40 51H38L37 52V50H39V49H36L35 50V53H36V55L37 54H39L38 56H36V57H40V56H42L43 58H40L41 60H43L42 61V63L41 62H39V61H36V66H40L41 68H39L40 70H41V73H40V71H37L36 72V70H33L32 72H36V74H35V77L37 78V80H39L38 79V76H39V74L41 75L42 73H44V74H42V81L43 80H46L45 82H44V84H43V82L42 81H33L32 83L33 84H31V79L33 78V76L34 75H32L31 73L32 72H30L29 71V75L30 76H32V78L30 79V76L27 74V71H25V72H22V71H19L21 74H26V76L24 75H20V74H18L19 72H17L16 74H18V75H16V76H18V78H19V80H18V78L14 75V77L16 78V81L14 82V80H13V82L12 81H9V79H6V80H8V82H9V85H13V84H10L11 82L12 83H14V85H15V83L16 82H22V83H20L19 85H18V83H16V85H15V87L17 86V88H16V95H14L13 97H15V98H13V99H16V97H17V100H14V102L15 101H18V102H16V103H14V104H16V106H17V108H16V110L17 109H20V110H18V111H22V112H25L24 110H26V108H27V105L29 104V101H30V103H31V101L32 100H37V98L35 99V98H33V96L34 95H38V94H41L42 92V89H41V91H35V92H33V94L30 96V98H25V95H24V93H25V91H27L29 88L30 89H35V90H37L38 88H39V90H40V88H43L45 85H46V82H47V80H51V79H53V78H51V77H54V75L57 73V71H59L60 72V74L62 73L63 74V78H64V73H65V71H69L70 70V62L71 63H73V64H77V65H79V61L78 60H80L81 58H79V52H77L79 49H78V46H77V48H72L71 47ZM74 49H76V53H74L75 52V50ZM136 48H134V50H135ZM144 49V50H143ZM167 49V50H168ZM187 49V50H188ZM224 49H225V47H224ZM240 49H241V47H240ZM57 50H59V49H57ZM107 50H110V51H107ZM209 50V53H207V55H206V57H208L209 55H212V51H210ZM217 50V51H216ZM251 50H253V49H251ZM0 53H2V49H0ZM7 51V50H6ZM6 51H4V49H3V53L2 54H0V60L3 62V60L5 61L6 60V58H7V56H9L10 58H9V60L11 61V62H13V60H14V63L16 62V61H18L17 59H16V51L14 52V50H10V52H9V49H8V51L6 52ZM70 51V50H69ZM89 51V50H88ZM93 51V50H92ZM100 51V52H99ZM123 51H125V50H123ZM247 51L249 52V50L247 49ZM254 51V50H253ZM98 52H99V54H98ZM130 52V51H129ZM180 52V51H179ZM208 52V51H207ZM231 52H233V51H231ZM247 52V53H248ZM4 53H6L5 55H7V56H5L6 58L5 59H1V55L3 56V58H4ZM9 53V54H8ZM11 53H13L14 55L12 56V54ZM72 53H74V55H77V58H75V59H78V60H71L72 58H71V56H73L74 57V55L72 54ZM89 53V52H88ZM100 53H101V55H100ZM133 53V52H132ZM148 53H151L152 55H153V53L152 52H149L148 51ZM155 53H156V51H155ZM170 53V54H169ZM175 53V54H174ZM247 53H244V55H246ZM255 53V52H254ZM62 54H61V56H62ZM68 54V56H67V58L65 57V55H67ZM110 54V55H109ZM127 55V56H125L124 57V55ZM131 54V53H130ZM166 54H168V55H166ZM196 54V53H195ZM209 54V55H208ZM227 54V53H226ZM251 54V53H250ZM257 54V53H256ZM11 55V56H10ZM21 55V54H20ZM71 55V56H70ZM133 55H134V53H133ZM148 55V54H147ZM159 55V54H158ZM225 55V54H224ZM242 55V54H241ZM112 56V57H111ZM139 56H140V58H139ZM201 56H203V59H201ZM218 56V55H217ZM243 56V55H242ZM252 56H254V55H252ZM12 57H14V58H12ZM20 57H22V56H20ZM70 57V58H69ZM90 57H94L93 59H96L95 61L91 58V62L93 61V63H95L96 61H97V58H95L96 56H93L92 54H91V56ZM111 59V58H113L114 60H116L115 62H114V60H110L109 58ZM134 58H131V59H129L130 57H128L127 59H125V60H129L128 61V64H132V63H135V62H133V61H135L134 59H140L141 60V58H142V60H144V56H142L141 54H139V55H134L133 56ZM135 57H138V58H135ZM185 57V58H184ZM246 57H247V55H246ZM245 56H244V58L248 61V59L246 58ZM257 57V56H256ZM261 57V56H260ZM61 58H64L63 60L61 59ZM155 58V57H154ZM188 58H190V57H188ZM264 58V57H263ZM20 59V58H19ZM22 59V58H21ZM20 59V60H21ZM54 59H56V58H54ZM65 59H66V61H65ZM67 59L69 60V62L67 61ZM105 59V60H106ZM138 59V60H139ZM153 59V58H152ZM218 59V60H217ZM250 59H252V58H250ZM256 60L255 61H259L260 63H261V61L259 60V59H262V58H255ZM258 59V60H257ZM36 60V59H35ZM71 60V61H70ZM82 60V59H81ZM100 60H98L99 61V63H98V61L96 62V64L95 65H97V63L98 64H101L102 65V61H100ZM125 60H123V61H125ZM131 60H133V61H131ZM141 60V61H142ZM155 60V59H154ZM171 60V59H170ZM223 60H224V58H223ZM264 60V59H263ZM0 61V63H2ZM83 61V60H82ZM82 61H80V65H84V64H82V63H84V62H82ZM172 61V60H171ZM189 61V62H188ZM204 61V62H205ZM208 61V60H207ZM242 61V60H241ZM247 61H243V62H247ZM250 61V60H249ZM11 62H9L8 61V63H6L5 65L6 66H8L9 67V70H8V67L6 68V70H5V67H2V72H6V73H10V75L12 74L11 72H9L10 71V69L12 68H14V67H11L12 65V63ZM53 62L56 64V62H58V60H56V62H55V60H53ZM60 62H58V63H60ZM75 62H77V63H75ZM122 62V61H121ZM129 62H131V63H129ZM152 62V60H150L149 62H146L145 63V60L143 61V62H141V66H139V65H137L136 67H135V65H134V70L137 72V70H139V72H137V74L139 75H137V76H134L135 77V79H130V80H134V81H136V82H138L139 80H145V82H146V84L148 85L149 83H151V81L150 82H148L149 80H152V78H150L149 79V77L151 76V74H153V75H155L154 73L155 72H157V73H160L159 71L161 70V69H163L164 67H161L160 69H158L159 68V65H161L160 63L161 62H164V61H157L156 60V63L154 64L153 62ZM173 62V61H172ZM172 62H168V60L166 61V63L168 64H165V65H167L169 68H170V66H172V65H169L170 63H172ZM224 62V61H223ZM9 63H11V64H9ZM38 63H40V65H37ZM60 63V64H61ZM137 63H138V61H137ZM148 63V65H146ZM150 63H151V65L152 66H150ZM201 63V62H200ZM226 63V62H225ZM227 63H229V64H231L230 62H227ZM226 63V64H227ZM240 63V62H239ZM264 63V62H263ZM44 64V65H43ZM68 64V68L66 67V65ZM136 64V63H135ZM144 64V65H143ZM177 64V63H176ZM238 64V63H237ZM241 64V63H240ZM249 64V63H248ZM247 64V65H248ZM257 65H259V63H256ZM11 65V66H10ZM34 65H35V63H34ZM44 66V69H43V66ZM100 65V66H101ZM118 65H120V63L118 64ZM117 65V66H118ZM143 65V66H142ZM154 65H156V66H158L157 68H156V66H154ZM179 65H180V63H179ZM233 64H231L230 66H232ZM263 65V64H262ZM49 68H48V67ZM87 67H90L89 65H86ZM100 66H98V69L97 70H99L100 71V73L101 74H97L98 76H106V74H103L102 72L103 71H101L100 70ZM128 66V65H127ZM126 66V67H127ZM161 66H164V65H161ZM167 66H165V68L167 67ZM208 66V65H207ZM221 66H223V67H221ZM261 66V65H260ZM47 67V68H46ZM64 67H66L67 69H65ZM86 67V68H87ZM132 67V66H131ZM138 67H140L139 69H136V68H138ZM152 67H154V68H156V69H153ZM174 67V66H173ZM173 67H171V69H165V70H168V71H165L164 69H163V71L164 72H166V73H160V75H161V79L163 78V76L165 75V74H167V75H165L164 77H169V78H171L170 80H177L176 82H175V84H171L172 86L173 85H178L177 87H179V89L176 87V89H174V88H172L171 90L169 89V91H170V94H167V96H165V94L166 93H159V92H161L160 90H159V92H156V94H154V91H151V90H147L148 88L147 87H145V85H142V84H144V83H141V81H139L138 83H136V84H130V83H128L126 80L123 82V80H122V77H121V82H123V84H125V86H127V84H129V86H134V87H136V90H137V88L139 87V88H141V91H143V90H145V91H143V93L144 92H147V93H149V92H151L152 94H154V95H152L151 93V95H148V97H153V98H157V99H155V101H153V102H156V103H159V105H157L156 104V106H157V108L158 109H156L155 108V106H154V104L153 105H151V106H149L151 103H149V102H147V103H145L146 101H144L143 100V98L142 99H139V100H143V102L142 101H138L137 99H132V102L133 103H135L134 101H138L137 103H138V105H136V106H139V104L141 105L140 106V108L139 109H144V108H148V109H145V111H148L149 112V114H150V116H151V118H152V120H153V118H155V117H157V118H160V119H162V118H165L164 120H167L166 118H171L172 116H170V113H174L175 112V114H176V112L179 110L178 108V110L177 111H175V108H174V111L172 110V112H164L163 114H165V116L166 117H160V116H164V115H159L158 113H160L161 114V108H163V104H165L164 105V110L163 111H165V110H167V109H170V108H166V105L168 104V102H173V100L172 101H168L167 99H169V100H171V98L173 97V95L172 94H179V92L178 91H182L183 93L182 94H180L179 96H181V95H183V94H185L187 97H188V95L186 94V93H184V89H185V87H187V86H184V82H186L187 83V80L186 79H188V78H182L181 76H179V75H181L180 73H179V69H172ZM176 67V66H175ZM178 67V66H177ZM247 67V66H246ZM259 67V66H258ZM56 68H58L57 70H56ZM84 68H85V65H84ZM119 68H121L120 66H119ZM128 68V67H127ZM247 68H250V66H248ZM47 70V71H43V70ZM93 69H95V68H93ZM129 69V68H128ZM149 69V70H148ZM209 69H214L215 70V72L216 71H218L219 72V74L216 72H214V75H216V78H214L213 76V74H210V73H212L213 71H211V70H209ZM245 69V68H244ZM259 69V68H258ZM257 69V70H258ZM3 70H5V71H3ZM29 70V69H28ZM119 70H121V69H119ZM119 70H117V71H119ZM151 70V71H150ZM154 70H156V71H154ZM171 70H173V71H171ZM238 69H236L235 71H237ZM248 70V69H247ZM253 70V69H252ZM256 70V71H257ZM261 70H263V69H261ZM43 71V72H42ZM48 71H51V73H52V71H53V74L51 75L50 73H48ZM84 71L85 70H83V71H81L80 73H81V75H83V76H85V75H87V74H91L92 75V73H88L87 72V74H84ZM131 71V70H130ZM162 71V70H161ZM176 71V72H175ZM207 71H210V72H208L207 73ZM226 71H225V73H226ZM231 71H232V69L229 71V73H231ZM46 72L48 73V74H46ZM132 72V71H131ZM136 72H133V73H135V75H136ZM151 72V73H150ZM152 72H154V73H152ZM195 72V73H194ZM196 72L197 71H195V70H193V74H196ZM5 73V74H6ZM39 73V74H38ZM120 74H117V77H119V76H122V74H121V72H119ZM142 73H144V74H147V73H149L148 75V77L147 76H144ZM156 73V75H158ZM173 73H175L174 75H172ZM176 73H178V74H176ZM200 74H201V71L199 72ZM221 73H223V74H221ZM240 72H238V73H235V74H239ZM259 74V76H260V78H263V76H264V71L262 72L263 73V75L261 76L260 74H261V72H258ZM7 74V75H8ZM34 74V73H33ZM49 74L51 75V77L49 76ZM234 74V76H236ZM10 75H8V77H11V80H12V76H10ZM37 75V76H36ZM43 75H48L49 77H48V79H43ZM78 75V74H77ZM119 75V76H118ZM131 75V74H130ZM140 75H143V77L141 76L140 77ZM163 75V76H162ZM5 76V75H4ZM101 76V77H102ZM105 76L104 77H102V78H104L105 79ZM171 76V77H170ZM175 76H178L179 78L178 79H175L174 77ZM183 76V75H182ZM199 76H200V78H202V79H198L199 78ZM226 76H228V75H226ZM230 76H233L232 74L230 75ZM242 76V75H241ZM240 75H238V78L239 77H241ZM20 77H22V78H24L23 80H20ZM35 77H34V80H36L35 79ZM45 77V76H44ZM62 77V76H61ZM73 77V76H72ZM129 77V76H128ZM138 77L140 78V79H138ZM172 77H173V79H172ZM219 77H218V79H219ZM2 78V77H1ZM6 78V77H5ZM15 78H13V79H15ZM29 78V79H28ZM63 78H61L62 79V81L64 80ZM70 78H71V76H70ZM84 78V77H83ZM137 78V79H136ZM168 78V79H169ZM177 78V77H176ZM209 78H214V80H212V79H209ZM229 78V77H228ZM232 78V77H231ZM233 78H235V77H233ZM88 79V78H87ZM107 79H109V78H107ZM103 80V81H108V80ZM115 80L114 81H117V78H116V76H115V78H114ZM125 79H127V78H125ZM147 79V80H146ZM149 79V80H148ZM161 79H160V81H161ZM165 79H167V78H163V80H165ZM168 79L166 80V83H167V86L169 85V83L171 82H167L168 81ZM179 79H181L180 81H179ZM193 79H195V80H193ZM196 79H197V81H196ZM207 79V80H206ZM218 79H216V81L218 80ZM2 81H3V79H1ZM24 80H28L27 82H24ZM49 80V81H50ZM56 80H57V78H56ZM59 80H60V78H59ZM129 80V82H133V81H130ZM163 80L159 83V85H161V83H163V85H161V86H163V87H166V83H164L163 82ZM201 80H206L207 81V84L206 83H204V81H203V83L201 82ZM222 81H223V79H221ZM248 80H249V78H248ZM261 80V82L262 83H264L262 80H264V79H260ZM48 81V82H49ZM156 81H157V79H156ZM156 81H152L153 83H155ZM219 81V80H218ZM241 81V80H240ZM7 82V81H6ZM26 83V84H24V83ZM34 82H36V83H34ZM47 82V83H48ZM181 83V84H178V83ZM209 82V83H208ZM211 82H213V83H211ZM233 82H236V81H233ZM248 82V81H247ZM253 82V81H252ZM38 83H42V84H39L38 85ZM99 83V82H98ZM127 83V84H126ZM134 83V82H133ZM153 83H151V85L153 84ZM158 83V82H157ZM157 83H155V84H153V85H156ZM172 83V82H171ZM177 83V84H176ZM195 83V84H194ZM232 83V82H231ZM229 84V85H233V84ZM241 83V82H240ZM242 83H244V82H242ZM251 83V82H250ZM4 84H5V81H4ZM3 84V85H4ZM24 84V85H23ZM100 84V83H99ZM99 84H97V85H99ZM104 84H106L107 85V83H105V82H103L102 83V85H104ZM116 84H118V83H116ZM115 84V85H116ZM122 84V83H121ZM199 84V85H198ZM238 83H236V85H237ZM259 84V83H258ZM6 85V84H5ZM33 85V86H32ZM38 86V88H37V86ZM79 85V84H78ZM97 85H96V87H97ZM139 85V86H138ZM171 85H169V86H171ZM187 85H188V83H187ZM195 85V86H194ZM221 85H223V84H221ZM228 85V86H229ZM244 85H246V84H244ZM248 85H251V84H248ZM262 85V84H261ZM26 86L28 87L27 88V90H26ZM32 86V87H31ZM34 86H36V87H34ZM39 86H41V87H39ZM124 86V85H123ZM138 86V87H137ZM140 86H142V87H140ZM182 86H184V87H182ZM216 86V87H215ZM19 87V88H18ZM64 87V86H63ZM103 87H106L105 85L104 86H99L98 88H97V92H100V93H97V94H99V96H103L104 94H105V92L107 91H104V88ZM113 87H114V85H113ZM134 87L133 88H128L129 90H132V89H134ZM145 87V89H143L142 90V88H144ZM153 87V90H154V86H152ZM151 87V88H152ZM157 87H160V86H157ZM162 87V88H163ZM188 87H189V85H188ZM199 87H201L200 89L201 90H196V88H198L199 89ZM242 86H240V88H241ZM258 87H260V84L258 85ZM12 88V87H11ZM25 88V89H24ZM126 88V87H125ZM161 88V87H160ZM168 88H170V87H168ZM202 88H204L205 89V91H204V89H202ZM233 87H231V89H232ZM247 88H250L249 86H247ZM262 88H263V90H264V84L262 85ZM18 89V90H17ZM54 89H56V88H54ZM54 89H52V91L51 90H49V92L50 93H52L53 92V90ZM96 89V88H95ZM100 89H102L101 91H103L104 93H102L101 94V91H99ZM106 89H108L109 90V88L108 87H106ZM111 89V91L110 92H112L113 93V91H112V89H114V88H110ZM128 89H126V90H128ZM158 88H156V91H158L157 90ZM175 91H174V90ZM178 89V90H177ZM187 89V88H186ZM252 89H254V88H252ZM85 90V89H84ZM135 90V91H136ZM246 90V89H245ZM20 91V92H19ZM123 91H125V89H123ZM133 91V90H132ZM172 91H174V92H172ZM199 91H200V93H199ZM209 91V92H208ZM215 91V90H214ZM226 91H230V90H226ZM235 91H237V89H234L233 90V92H235ZM249 91H251V90H249ZM254 91V90H253ZM260 91H261V89H260ZM9 92V91H8ZM23 92V93H22ZM55 92V94H58L56 91H54ZM117 92V91H116ZM120 92V91H119ZM171 92H172V94H171ZM208 92V93H207ZM238 92V91H237ZM264 92V91H263ZM38 93V94H37ZM49 93V94H50ZM115 93V92H114ZM137 93H138V91H137ZM139 93H140V91H139ZM210 94V95H207V94ZM218 93H220V92H218ZM229 93H231V91L229 92ZM256 93V94H255ZM257 93L258 92H254V94L257 96ZM261 93V92H260ZM48 94V95H49ZM88 94H90V93H88ZM120 94H122V93H120ZM125 94L127 95V96H131L132 95V93H129V92H127L126 93V91H125ZM159 94V95H158ZM227 94V93H226ZM237 94V93H236ZM246 94V93H245ZM249 94H251V93H249ZM253 94V95H254ZM261 94H264V93H261ZM260 94V96H258V97H261L262 95ZM4 95H5V93H4ZM19 95H22V97H20ZM44 95V94H43ZM109 95H111V94H109ZM113 95V94H112ZM111 95V96H112ZM138 95V94H137ZM161 95V96H160ZM168 95L170 96V95H172L171 96V98H169L168 97ZM184 95V96H185ZM227 95H229V94H227ZM241 96V98H242V93L240 94ZM248 95V94H247ZM252 95V96H253ZM6 97H7V99H6V101L8 100H12V99H10V98H8V94H6L5 95ZM50 96H51V98H53L52 97V95L50 94ZM95 96H97V95H95ZM106 96V100H107V98L109 97L107 94L105 95ZM140 96V95H139ZM157 96V97H156ZM175 96H178V95H175ZM174 96V97H175ZM183 96V97H184ZM230 96H232V95H230ZM229 96V97H230ZM236 96V95H235ZM249 97L251 96V95H248ZM256 96H254V98L253 99H255L256 98ZM264 96V95H263ZM22 98V99H20V98ZM79 97V96H78ZM142 97H144V96H142ZM166 97H168V98H166ZM173 97V98H174ZM187 97H184V98H187ZM193 97V98H192ZM194 97H196V99L199 101H195V99H194ZM229 97H227L228 99H227V101L228 102H230V98ZM237 97V96H236ZM1 98H4V97H1ZM18 98H19V100H18ZM24 98V99H23ZM33 98V99H32ZM51 98H50V100H51ZM103 98H105V97H103ZM102 97L100 98V99H103ZM139 98V97H138ZM153 98L151 99V101L153 100ZM177 98V97H176ZM176 98H174V99H176ZM180 99H183V98H181V97H179ZM179 98H177V100H175V103L177 102V101H179L180 99ZM189 98V97H188ZM225 98V97H224ZM239 98V97H238ZM245 98H247V97H245ZM98 99V98H97ZM100 99H98V101L100 100ZM119 99V98H118ZM117 99V100H118ZM123 99V98H122ZM205 99V100H204ZM240 99V98H239ZM249 99H251V98H249ZM257 99V98H256ZM2 101H3V99H1ZM27 100V101H26ZM58 100H59V98H58ZM74 100H76V99H74ZM111 99H108V101H110ZM113 100H114V98H113ZM113 100H111L110 101V103L107 101V103H104V102H106L105 100L104 101H100V102H103V104H101L100 102L98 103V104H100L101 105V108H102V105H104V106H106V107H108V109L111 107V106H114V105H112V103H113ZM134 100V101H133ZM146 100H148V98L146 99ZM158 102H157V101ZM162 100V101H161ZM187 100V99H186ZM186 100H185V102H186ZM212 101H213V99H211ZM222 100V99H221ZM232 100V99H231ZM243 100H245V99H243ZM259 100V99H258ZM20 101H21V103H20ZM56 100H54L53 101V103L55 104L56 102H55ZM73 101V100H72ZM79 101V100H78ZM125 101V100H124ZM129 101H131L130 99H129ZM161 101V102H160ZM180 101H184V100H180ZM234 101H236V100H234ZM240 100H237V102H234L235 104L236 103H238ZM248 101V100H247ZM3 102H5V101H3ZM71 102V101H70ZM90 102V101H89ZM140 102V103H139ZM225 102V101H224ZM256 102H258V103H260L261 102V100L260 101H257L256 100ZM10 103V102H9ZM23 103V104H22ZM82 103V102H81ZM137 103H135V104H137ZM174 103V102H173ZM212 103V102H211ZM216 103V102H215ZM6 104H7V102H6ZM57 104L59 105L60 103H58L57 102ZM160 104H162V105H160ZM177 104H179V102H177ZM227 104V103H226ZM245 104V103H244ZM247 104V103H246ZM249 104H252V101H250L249 102ZM1 105V104H0ZM5 105V104H4ZM12 105V111L13 110H15V109H13L14 108V105L13 104H11ZM23 105H25L26 106V108H24V106ZM58 105H53L52 107L54 108V107H57ZM61 105H62V103H61ZM79 105V104H78ZM77 105V106H78ZM171 105V108H172V104H170ZM185 105V106H184ZM189 105V106H188ZM209 105H211V104H209ZM217 105V104H216ZM223 105V104H222ZM225 105V104H224ZM229 105H231V104H229ZM229 105H227V106H229ZM20 106H21V108H22V106H23V110L20 108ZM60 106V105H59ZM59 106H58V108H59ZM67 106V105H66ZM68 106H70V105H68ZM83 106V105H82ZM117 106V105H116ZM152 106H154V108H152ZM160 106H161V108H160ZM167 106H169V105H167ZM176 106V105H175ZM177 106H179V105H177ZM191 106H192V108H193V106H194V109H192L191 108ZM198 106H197V108H198ZM208 106V105H207ZM252 106L253 105H251V106H249V109H251L252 108ZM256 106H257V103H256ZM2 108H6V105L5 106H1V108L0 109H2ZM28 108H29V105H28ZM27 108V109H28ZM57 108V109H58ZM60 108H61V106H60ZM83 108H84V106H83ZM233 108L235 109V105H233ZM241 108H243V106H241ZM246 108H248V106H246ZM31 109V108H30ZM30 109H28V110H26V111H30ZM56 109V110H57ZM103 109H106V108H103ZM108 109H106L107 111H108ZM113 109V108H112ZM112 109L110 110L111 112H112ZM139 109H138V111H139ZM152 109H154V110H152ZM183 109V110H182ZM206 109V108H205ZM207 109H209V108H207ZM256 109V108H255ZM262 109H264L263 107H262ZM260 110V111H264V110ZM106 110H104V111H106ZM157 110H159V111H157ZM210 110V109H209ZM218 110V109H217ZM257 110V109H256ZM2 111V110H1ZM17 111V112H18ZM64 111V110H63ZM75 111V110H74ZM150 111H152V112H150ZM183 111V112H184ZM189 111V112H188ZM195 112V113H193V112ZM208 111V110H207ZM207 111L206 112H204L205 114H207ZM212 111H214V109L212 110ZM245 112H247V115L246 116H249V114L248 113H251V111L253 112L254 111V108H252L251 109V111H247V109L246 110H244ZM4 112H5V109H4ZM4 112H2V113H4ZM6 112L7 113H9L8 111H7V108H6ZM11 112V111H10ZM110 112V113H111ZM156 112V113H155ZM192 112V113H191ZM210 112H211V110H210ZM209 112V113H210ZM219 112H221V111H219ZM242 112V111H241ZM245 112H243V115H245L246 113ZM255 112H258V111H255ZM15 113H16V111H15ZM33 113L34 112H32V114L29 116H27L26 115V117H27V119H25V115L23 114V113H20L19 112V114H16L17 116H19L18 117V119H21V121H22V118L23 119H25L26 121V123H28V119H29V117H31L32 115H33ZM99 113V112H98ZM105 114H106V112H104ZM103 113V114H104ZM108 113V112H107ZM110 113H108V114H110ZM166 113H169V115H167ZM178 113H179V111H178ZM186 113V112H185ZM22 114V115H21ZM26 114V113H25ZM28 114V113H27ZM87 114V113H86ZM152 114H153V116H152ZM156 114H158L159 116H157ZM175 114H174V116H175ZM180 114H177L178 115V118H180L179 117V115ZM184 114V113H183ZM205 114H203V115H205ZM211 114V113H210ZM242 114V113H241ZM253 113H251V115H252ZM257 114H259V112L257 113ZM261 114V113H260ZM50 115V114H49ZM65 115V114H64ZM67 115V114H66ZM107 115V114H106ZM106 115H103V116H106ZM114 115H115V113H114ZM212 115V114H211ZM2 116L3 117H5V115H3L2 114ZM8 116V115H7ZM21 116H22V118H21ZM24 116V117H23ZM119 116V115H118ZM145 116H147V115H145ZM168 116V117H167ZM209 116V115H208ZM213 116V115H212ZM253 116V115H252ZM260 116V115H259ZM13 118L12 116H9V118ZM34 117V116H33ZM176 117V116H175ZM182 117V116H181ZM192 117V116H191ZM205 117H206V115H205ZM239 117H241V116H239ZM238 117V118H239ZM243 117V116H242ZM261 117H262V115H261ZM0 118H2V117H0ZM15 118H16V120H17V117L15 116ZM32 118V117H31ZM39 118V117H38ZM50 118V117H49ZM76 118L77 117H74V119H75V121H73L74 123H73V125L74 124H76V123H78V122H76L77 120H76ZM94 118V117H93ZM102 118V117H101ZM111 118V117H110ZM150 118V119H151ZM173 119H174V117H172ZM208 118H211V117H208ZM243 118H245V117H243ZM254 118V117H253ZM51 119V121H52V118H50ZM50 119H48V120H50ZM62 119H65V118H62ZM66 119H68V118H66ZM112 119H114V118H112ZM146 119V118H145ZM156 119V118H155ZM47 120V119H46ZM114 120H116V119H114ZM175 120H177V119H175ZM179 120V119H178ZM240 120V119H239ZM243 120H245V119H243ZM247 121H245L244 122V124L243 125H241L242 123H241V120H240V122H238L237 124H239V130H238V132H237V129L238 128H235L234 129V131H236V136H237V138H238V140H239V143H240V146H246L247 148L249 147V148H251L252 146H255L256 147V151H255V153H256V157L255 158H253L250 154H248V156L247 157H244L243 159H241V161H240V166H239V171L237 172V175H236V178L238 179V182H244L243 181V179L247 176V178H246V180H247V182L245 181V184L247 185V186H245L244 188H243V190H241L239 193H236V191H234V190H232V189H230V188H227L225 185L226 184H224V183H222V184H220V185H218L217 183H219L220 181H222V177H219V178H214V176H213V178H210V182H212V185H210L209 187H216L217 186V188H214L215 190H214V192H207V195L205 194L206 192H204V195H206V196H201V194L202 193H200L199 194V192H197L198 194L196 195V196H200L201 198H204V200H202V201H200V199L201 198H190L189 197V195H187V194H189L190 192H188V191H190V190H187V188H186V190H187V194H185V195H183V197L185 198V197H189L188 198V200L187 199H185L184 201L183 200H179V197L180 196H178V197H176V196H173V197H175V198H177V201L174 199L172 202H170V203H165V202H163V203H161V202H159V199H161V200H165L166 201V199H164V194L163 193H166V191L164 192L163 191V189L161 188L162 186H160V187H156L157 185H159L158 184V182H161V183H163V181L165 180L164 179V176H163V174L162 173H160V172H158V170H156L155 168H153V166H150V167H148L149 165H153L154 163V161H152L147 167H144V166H142V165H139V166H141L143 169L145 168L146 170H141V168H137L136 169V174H131V172L130 173H127V171H126V173H123V172H121V174L120 173H118V170H116L115 169V171H116V173L114 174V177L115 178H120L121 180H122V182H121V184L118 182V181H116V182H114L113 183V185H115L116 184V186L115 187H113V189H114V191H113V189H111L112 191V194H115V200L114 201H112L111 203L110 202H108V205L107 206H105L106 208H104V209H107V211H106V213H107V215H106V213L104 212V211H102V213H103V215H106L105 217L107 218L108 217V219H109V221H112L113 223L111 224V223H109L108 221H103L102 220V222L100 221V218L101 217H99L98 218V216H94L93 214H90V212H87V210H85V209H83L82 210V212H80V213H78L77 211H79L78 209V207H80V205L79 206H75L74 205V203H77L76 202V200H75V202H74V200H72L73 199V196L71 197L70 196V194L68 195V196H63V197H61L62 198V205H61V214L59 215V216H61V215H63V220L65 219V224L66 225H70V224H78L79 225V223H85V224H87V227H85V228H87V230L89 231V230H93V229H96V230H99V231H101L102 233H104L107 237L108 236H110V237H114V238H117V239H113V240H120L122 243H124V244H126L127 246H129L132 250H138L139 251V255H135L132 259H131V261L129 260V261H127V259H126V261L127 262H123L124 264H127V263H129V264H141V261L139 260L141 257L142 258H144V260H145V262H146V264H264V164H263V162H261L260 160H258L257 159V157H261V156H264V132H262L261 130H259V128H261L260 126L259 127H257V126H255V125H253L254 124V122H257V121H259V120H257V121H251V119H249V117H247V119H246ZM9 121H11V119H9ZM19 120H17L16 122L18 123V124H16V122H14V120H12V122L16 125V126H18V125H20L21 123H20V121L18 122ZM32 122H34L33 120H31ZM51 121H49V122H51ZM66 121H71V119L70 120H66ZM116 121H118V120H116ZM115 121V122H116ZM155 120H153L152 122H154ZM161 121V120H160ZM160 121H158V122H160ZM163 121V120H162ZM171 121V120H170ZM188 120H187V118H186V121L185 122H187ZM191 121V120H190ZM207 121V120H206ZM24 122V121H23ZM22 122V123H23ZM24 122V123H25ZM49 122H47V125H50V123ZM53 122V121H52ZM63 122V121H62ZM133 122H135V121H132V123ZM172 122H176V121H172ZM182 121H179V127L180 126H182V125H180V123H181ZM184 122V121H183ZM192 122V121H191ZM208 122V121H207ZM251 122H253V123H251ZM11 123V122H10ZM42 123V122H41ZM40 122H38V125H39V127L40 128H42V129H40L41 130V132L43 131V128H44V126L45 125H43V123L41 124ZM49 123V124H48ZM137 123H139V122H137ZM147 123H149V122H147ZM187 123H189V122H187ZM30 124V123H29ZM44 124H46V123H44ZM62 124V123H61ZM64 124V123H63ZM79 124V123H78ZM95 124H96V122H95ZM134 125L136 124V123H133ZM150 124V123H149ZM153 124V123H152ZM164 123H158L157 125H163ZM250 124V125H249ZM256 124V123H255ZM34 125V124H33ZM42 125V126H41ZM46 125V126H47ZM66 125H68L67 123H66ZM80 125V124H79ZM103 125H105V124H103ZM141 125H143V124H141ZM151 125V124H150ZM167 125V124H166ZM166 125H164V126H166ZM171 125H173V123H171ZM176 125L177 124H175V125H173L174 127H176ZM189 125V124H188ZM11 126V125H10ZM23 126H25V125H23ZM27 126V125H26ZM61 126V125H60ZM65 126V125H64ZM108 126V125H107ZM153 126V125H152ZM155 126H156V124H155ZM169 126V125H168ZM242 126H244V127H242ZM245 126H248V129L245 127ZM252 126H254L253 127V129L254 130H252V128H251V130H249V127H252ZM51 127V126H50ZM67 127H72V126H67ZM66 127V129L68 130V128ZM75 127V129L77 128V126H74ZM179 127H176L175 129L177 130V128H179ZM1 126H0V131H1ZM27 128H29V126H27ZM35 128V127H34ZM59 128V127H58ZM64 128V127H63ZM104 128H105V126H104ZM107 128V127H106ZM119 128V127H118ZM158 127H156V128H154L153 130L154 131H156V130H158L157 129ZM169 128H172L171 126L169 127ZM221 128V127H220ZM19 129V128H18ZM17 129V130H18ZM61 129H62V127H61ZM111 129V128H110ZM3 130H5V131H3ZM17 130H10V132H11V134L13 133H15ZM25 130V127L21 130V132L22 131H24ZM29 130V129H28ZM27 130V131H28ZM37 130H38V127H37ZM46 131L47 130H51L50 128H47L46 127V129H45ZM64 130V129H63ZM62 130V131H63ZM71 130H74V129H69V131L71 132ZM115 130H118V129H115ZM115 130H114V132H115ZM137 130V129H136ZM170 130V129H169ZM176 130H174V131H176ZM181 130V128H179V130H177V131H180ZM8 131V132H7ZM6 131V129H2V132H1V134H4V132H5V134L4 135H6V133H8L7 135H10V137H12L11 136V134H9V130H7ZM14 131V132H13ZM48 131V132H49ZM54 131V130H53ZM68 131V132H69ZM120 132H122L121 130H119ZM119 131H118V133H119ZM125 131V130H124ZM139 131V130H138ZM171 131H173L172 129H171ZM171 131L169 132V133H171ZM183 131V130H182ZM264 131V130H263ZM24 132H26V131H24ZM31 132V131H30ZM47 132V133H48ZM51 133H52V131H50ZM108 132H110V131H108ZM113 132V131H112ZM111 132V133H112ZM126 132V131H125ZM181 132V131H180ZM227 132V131H226ZM262 132V133H261ZM18 133V132H17ZM27 134H28V136H29V133L28 132H26ZM26 133H24L25 135H26ZM43 133V132H42ZM50 133V134H51ZM111 133H109L110 135H111ZM122 133H124V132H122ZM164 133V132H163ZM168 133V134H169ZM176 132H174V134L173 135H171L170 134V136L169 135H165L166 136V138H169L170 139V141H172L173 140V142L175 141V142H177L176 144H178L179 145V142L178 141H181L182 139H184L183 137H181V135L182 134H179V133H177V134H175ZM198 133H202V132H198ZM228 133H230V134H227V133H225V135L224 136H228V138H231L232 137V133H231V131L230 132H228ZM12 134V135H13ZM16 134V133H15ZM13 135V136H15L16 137V135ZM50 134H49V136H50ZM54 134V133H53ZM52 134V135H53ZM58 134V133H57ZM62 134H64V132L62 133ZM105 134H107V132H105ZM108 134V135H109ZM113 134H115V133H113ZM128 134V133H127ZM140 134V133H139ZM157 134H160V133H155V135H153V136H155V138L157 137ZM219 134V133H218ZM222 134V133H221ZM116 135V134H115ZM124 135H125V133H124ZM135 135V134H134ZM141 136H142V132H141V134H140ZM161 135H163V134H161ZM175 135V136H174ZM178 135V136H177ZM206 135V134H205ZM3 136V135H2ZM28 136H26V137H28ZM61 136V135H60ZM131 136V135H130ZM138 136V135H137ZM168 136V137H167ZM174 137L173 139H172V137ZM200 136V135H199ZM223 136V134H222V137H224ZM53 137H55V135L53 136ZM64 137L65 136H63L61 139H64ZM67 137V136H66ZM79 137V136H78ZM111 137V136H110ZM112 137H113V135H112ZM122 138H123V136H121ZM132 137H134L133 135H132ZM146 138H148L147 137V135L145 136ZM160 138H161V136H159ZM193 137V136H192ZM196 137H198V136H196ZM195 136L193 137V138H191L192 140H195V138H196ZM202 137V136H201ZM5 138V137H4ZM29 138H32V137H29ZM56 138H58L57 136H56ZM60 138V137H59ZM109 138V137H108ZM116 138H118V136H116ZM121 138V139H122ZM127 138V137H126ZM125 138V139H126ZM137 138H139V137H137ZM136 137L135 138H133V139H137ZM175 138H177V140L175 139ZM200 138V137H199ZM206 138H208V137H206ZM8 139H12V138H8V136H7V139L5 140V141H7ZM18 139V138H17ZM17 139H16V141H17ZM21 139H23V138H21ZM26 139H28V138H26ZM69 139V138H68ZM169 139H168V141L166 142V143H168L169 142ZM204 140V137H202L200 140ZM224 139H226V140H228L227 139V137H225ZM233 139V138H232ZM232 139H230L229 141H227L226 142V144L227 143H230L231 144V141H232ZM24 140V139H23ZM22 140V141H23ZM35 140V139H34ZM57 140H60V139H53V141L55 142V144L57 143ZM126 140H128V139H126ZM125 140V141H126ZM144 140H146V139H144ZM198 140V139H197ZM196 140V141H197ZM202 140V141H203ZM5 141L4 142H2V144L4 143L5 144ZM69 141V140H68ZM110 141L112 142V139H110ZM114 141V140H113ZM162 141V140H161ZM196 141L194 142V143H192L191 144V146L192 147H194L195 149H196V152H197V150H202V149H204L205 148V144L207 143L206 141L205 142H202V141H198V143H196ZM209 141H211V139H209ZM30 142V141H29ZM52 142V141H51ZM61 142V143H60ZM60 142H58L56 145H59V146H61L60 148H62V143L64 144V146L66 145L65 144V142L62 140H60ZM115 142V141H114ZM128 142V141H127ZM142 143H143V141H141ZM46 143V142H45ZM67 143V142H66ZM166 143L164 144L163 143V147H164V145H166ZM182 143H184V141H182ZM182 143H180V145L182 146ZM203 144L204 145V147L203 148H201V146L202 145H200V144ZM2 144H0V147L2 146ZM37 144V143H36ZM49 144V143H48ZM51 144V146H52V144L53 143H50ZM69 144V143H68ZM67 144V145H68ZM114 144V143H113ZM125 144V143H124ZM141 144V143H140ZM172 144V145H171ZM187 144V143H186ZM230 144H228V145H225V146H227V147H225V148H227V149H231V150H229V151H227V149H223L224 151H226V156H225V154L224 153H222L223 151H219L222 155H224V159L225 158H227V156L229 155L228 153H230V151H234L233 152V154H235V156H238V155H240L241 154V149H238V148H235V147H233V143H232V145H230ZM8 145V144H7ZM178 145H176L178 148L180 147V146H178ZM211 145H213V144H211ZM10 146H11V144H10ZM72 146H75V144L74 145H72ZM143 146H145V145H143ZM169 146H175V143H170V145H168L167 147H162L164 150L165 149H167ZM210 146V145H209ZM208 146V144H207V147H206V149H208V148H210ZM214 146V145H213ZM232 146V148H229V147H231ZM7 147V146H6ZM81 147V146H80ZM191 147V155L194 157V156H196V154H197V157H199V160L197 159V160H193V162H194V164H192V165H194V166H198L197 167V169L199 170L200 169V171H196V173H201V174H203V175H205L204 174V172L205 171H203V173H202V171H201V169H204V170H206V169H208L209 168V166H207L208 165V162H210V161H207V160H212L214 157H216L215 159H219V157L220 156H216V155H219V154H216V155H214V157H212V156H209V157H207V155H205V154H199V152L198 153H196L195 151H194V149ZM196 147H199V148H201V149H197ZM214 147H216V146H214ZM213 147V148H214ZM12 148V147H11ZM64 148V147H63ZM41 149H43V147L41 148ZM55 149H56V147H55ZM142 149H144V148H142ZM169 149H173V150H175V149H177V148H168L167 150H169ZM235 149V150H234ZM22 150V149H21ZM160 150H162V149H160ZM164 150H162V151H164ZM167 150H165V151H167ZM173 150H172V153L170 152V151H168V152H170V154L169 155H171V154H174L175 152H176V154H180V153H182L181 152V147H180V152H178V150L177 151H175V152H173ZM205 150V149H204ZM204 150H202V151H204ZM209 151H210V149H208ZM236 150H238L237 152H236ZM3 151V150H2ZM12 151V150H11ZM69 151H71L70 149H69ZM161 151V152H162ZM164 151V152H165ZM23 152V151H22ZM27 152H28V150H27ZM59 152V151H58ZM64 152V151H63ZM164 152H162V153H164ZM178 152V153H177ZM208 152V151H207ZM212 152H214L213 150H212ZM50 153V152H49ZM68 154H69V152H67ZM121 153V152H120ZM194 153H196V154H194ZM201 153H203V152H201ZM211 153V152H210ZM218 153V152H217ZM232 153V152H231ZM13 154V153H12ZM25 153H23V155H24ZM43 154H45V155H47L48 153H43ZM42 153H41V155H43ZM117 154V153H116ZM143 154V153H142ZM160 154V153H159ZM176 154H174V155H176ZM211 154H215V153H211ZM4 155V154H3ZM28 155V154H27ZM45 155H43L42 157H44ZM49 155V154H48ZM51 155V154H50ZM56 155H59V154H56ZM73 155H75V154H73ZM146 155H148V154H146ZM161 155H163V154H161ZM167 155V154H166ZM181 155V154H180ZM221 155V156H222ZM14 156V155H13ZM25 156V157H24ZM23 157L25 158V161H26V159H28V157L29 156H27L26 157V154L24 155ZM201 156H203L204 158H202ZM20 157V156H19ZM41 157V156H40ZM119 157V156H118ZM135 157V156H134ZM175 157V156H174ZM218 157V158H217ZM44 158H47V156L46 157H44ZM44 158H41V159H44ZM55 158V157H54ZM161 157H158V159H160ZM162 158H164V157H162ZM175 158H177V157H175ZM178 158H180V156H178ZM22 160H23V158H21ZM70 159V158H69ZM173 157H172V161H173ZM194 159H196V158H194ZM205 160V159H207V160H205V161H207L206 162V166L208 167H204L205 165H204V163L202 162L203 160ZM228 159V158H227ZM227 159L226 160H224V161H227ZM1 160V159H0ZM14 160V159H13ZM22 160L20 161L22 164H23V162H22ZM45 160V159H44ZM46 160H50V161H47V162H52V156L51 157H49L48 159H46ZM120 160V159H119ZM154 160V159H153ZM165 160V159H164ZM175 160V159H174ZM223 159H221V160H219V161H222ZM230 160V159H229ZM24 161V160H23ZM28 161H30V160H27V162ZM54 161V160H53ZM88 161V160H87ZM138 161V160H137ZM141 161H143V160H141ZM147 161H149V159H147ZM159 161V160H158ZM178 161H180V160H178ZM218 161V160H217ZM2 161H0V163H1ZM16 162V161H15ZM15 162H13V163H15ZM94 162H96V161H94ZM115 162V161H114ZM144 162V161H143ZM175 162L177 163V164H179L180 163V165H179V168L180 167H182L181 166V164H183V163H181V162H177V161H173L172 162V164L173 165H176L175 164ZM200 162V163H199ZM25 163V162H24ZM36 163V162H35ZM35 163L33 162V165L32 166H34L35 165ZM111 163V162H110ZM120 163V162H119ZM218 163H220V162H218ZM15 164H17V163H15ZM14 164V165H15ZM21 164V165H22ZM29 163H27V165H28ZM44 164V163H43ZM75 164V163H74ZM85 165L87 164V163H84ZM195 164H197V165H195ZM199 164L201 165V166H203V168L201 167L200 168V166H199ZM11 165V164H10ZM9 165V166H10ZM23 165H26V164H23ZM70 165H72V164H70ZM81 165H83V164H81ZM120 165H122V164H120ZM144 165H146V163L144 164ZM159 165H161V164H159ZM170 165H171V163H170ZM172 165V166H173ZM184 165V164H183ZM186 165V164H185ZM225 165V164H224ZM2 166H4V165H2ZM2 166H0V170H1V167ZM17 166V165H16ZM20 166V165H19ZM30 166V165H29ZM36 167H38V164L36 163V165H35ZM166 166V169L169 167L168 165H165ZM193 166V167H194ZM11 167V166H10ZM13 167V166H12ZM64 167H66V166H64ZM164 166H162V168H163ZM226 167L227 168H232L233 167V161L232 160H230V161H228V162H226ZM3 168V167H2ZM24 169V170H26L27 171V173H28V168H27V166H26V168H24V166H22L21 167V169ZM30 170H32V173L34 172V170L33 169H35V167H31L30 166ZM33 168V169H32ZM77 168H79V167H77ZM76 168V169H77ZM113 168V167H112ZM120 168V167H119ZM170 168V167H169ZM172 168V167H171ZM184 168V167H183ZM183 168H180V170H182V175H184V176H182V177H180V179L177 177V179H179L178 181H183V182H187V181H184V180H186V179H188L189 181H190V175L189 174H191V173H188V174H186V171H188V169H185L186 171L184 172L183 171ZM185 168H187V167H185ZM7 169H11V168H7ZM7 169H5L4 168V170H7ZM14 169V168H13ZM22 169V170H23ZM38 168H36L35 169V171L37 170ZM71 169V168H70ZM75 169V168H74ZM82 169V168H81ZM96 169H99V168H96ZM96 169H94V170H96ZM164 169H165V167H164ZM165 169V170H166ZM0 171V172H2L1 174H6L7 173V171H6V173H4L5 171ZM22 170H20V168L18 169L17 168V170L15 169V172H18V171H22ZM85 170V169H84ZM78 171H80V170H78ZM102 171H104V170H102ZM121 171H125L124 169L122 170L121 169ZM162 171V170H161ZM167 171H169L170 172V170L169 169H167ZM207 171H209V169L207 170ZM49 172V171H48ZM70 172V171H69ZM81 172V171H80ZM84 172V171H83ZM99 172V171H98ZM108 172V171H107ZM175 172V171H174ZM188 172H191V171H188ZM10 173V171H8V174ZM22 174H19L20 176H22V175H26V172H21ZM76 173V172H75ZM74 173V174H75ZM85 173H87V172H85ZM89 173V172H88ZM114 173V172H113ZM142 173V174H141ZM171 174H172V172H170ZM176 173V175H177V171L175 172ZM100 173H98V176L99 177H101V175H99ZM179 174H181V172L179 173ZM9 175H11V174H9ZM84 175H86V174H83V175H81V178H82V176L84 177ZM130 175H132L131 177H132V179L133 180H135L136 178H138L139 177V175H143L144 177H145V179H143L145 182V184L144 185H142L143 186V188H144V186H146L147 185V187H152L153 189H155V191L154 190H152V189H150L149 190V193H148V195H149V199L147 200V202H148V206L149 207H147V208H150L151 209V214L149 215L148 214V211L146 210V208H145V211H140V212H136V211H131V218H129L128 216H129V210H128V207H126L124 210H123V212H122V214L120 215L119 214V211L118 210H116V208H118L117 206L119 205V204H121L122 202H121V200H122V194H124V196L128 193V191H127V187L128 186H125V187H120L121 185H125V184H127L128 182H126L127 181V176L128 177H130ZM134 175V176H133ZM169 175V174H168ZM167 175V176H168ZM173 175V174H172ZM209 174H207L206 176H208ZM5 176V175H4ZM31 176V175H30ZM32 176H34V175H32ZM37 176V175H36ZM50 176V175H49ZM80 176V175H79ZM94 176V175H93ZM96 176V175H95ZM3 177V176H2ZM6 178H7V174H6V176H5ZM53 177V176H52ZM78 177V176H77ZM130 177V178H131ZM170 177V175L168 176V178ZM11 178V177H10ZM27 178V177H26ZM32 178V177H31ZM34 178V177H33ZM141 178V177H140ZM34 179H37L36 177L34 178ZM76 179H80V178H76ZM83 179V178H82ZM119 179V180H120ZM126 179V180H125ZM219 179V180H218ZM60 180H62V179H60ZM155 181L156 183H157V185L156 186H154V184H153V186L151 185L152 183V181ZM212 180V181H211ZM2 181H6V183L7 182H9V181H7V179L5 180V178H1V181H0V183L2 182ZM10 181H11V179H10ZM54 181H56V180H54ZM63 181V180H62ZM71 181V180H70ZM70 181H69V183H70ZM83 181V180H82ZM92 181H94V180H92ZM92 181H90V183H92ZM34 182V181H33ZM51 182V181H50ZM64 182V181H63ZM71 182H75V181H71ZM85 182V181H84ZM95 182V181H94ZM124 182V183H123ZM126 182V183H125ZM135 182H137V181H135ZM138 182H140L139 180H138ZM182 182V183H183ZM39 183H41L40 181H38V184ZM43 183V182H42ZM44 183H47V181L46 182H44ZM66 183V182H65ZM82 183V182H81ZM80 183V184H81ZM97 183V182H96ZM149 183H151V184H149ZM160 183V184H161ZM38 184L36 185V186H38ZM60 184V183H59ZM64 184V183H63ZM76 184V183H75ZM93 184V183H92ZM129 184V183H128ZM134 184V183H133ZM137 184V183H136ZM179 184H181V182H179ZM214 184V185H213ZM215 184H216V186H215ZM5 185V184H4ZM41 185V184H40ZM44 185V184H43ZM46 185H48V184H46ZM61 185V184H60ZM95 185V183L93 184V186ZM97 185V184H96ZM118 185H120V186H118ZM130 185V184H129ZM163 185V184H162ZM169 185V184H168ZM3 186V185H2ZM35 186V187H36ZM56 186V185H55ZM67 186V185H66ZM68 186H70V187H73V185H68ZM78 186V185H77ZM81 186V185H80ZM86 186V185H85ZM133 186V185H132ZM132 186H130V187H132ZM166 186V185H165ZM12 187V186H11ZM39 187V186H38ZM43 187V186H42ZM63 187H64V185H63ZM129 187V188H130ZM137 187V186H136ZM146 187V188H147ZM207 188V190H209L210 188ZM1 188V187H0ZM3 188V187H2ZM1 188V189H2ZM33 188V187H32ZM109 188H111V187H109ZM137 188H139V187H137ZM136 188V189H137ZM148 188V189H149ZM1 189H0V192H1ZM61 189V188H60ZM73 189V188H72ZM88 189V188H87ZM92 189V188H91ZM94 189V188H93ZM145 189V188H144ZM166 189H169V187H167V188H165V190ZM174 189V188H173ZM177 189H179V188H175L174 190L175 191H177ZM184 189V188H183ZM8 191H9V188L7 189ZM35 190V189H34ZM34 190L32 191L31 190V192H34ZM37 190H38V188H37ZM54 190H56V188L54 189ZM63 190H66V188L64 187V189ZM75 190V189H74ZM129 191H131L132 192V189H128ZM137 190H140V189H137ZM171 190H172V188H171ZM171 190H169V191H171ZM179 190H181V189H179ZM186 190H184V193H186L185 191ZM194 189H192V191H193ZM25 191V190H24ZM28 191V190H27ZM69 191H71V190H69ZM134 191H136V190H134ZM175 191H173V192H175ZM12 192V191H11ZM21 192V191H20ZM37 192V191H36ZM48 192V191H47ZM52 192H55V191H52ZM61 192V191H60ZM63 192H65V191H62V193ZM68 192V191H67ZM102 192V191H101ZM155 192V194L154 195H152L153 193ZM183 192V191H182ZM195 192H196V190H195ZM202 192V191H201ZM24 192H22V194H23ZM26 193L27 192H25V196H27L26 195ZM58 193V192H57ZM136 193H139V192H136ZM136 193L134 194V195H136ZM152 193V194H151ZM171 193L172 192H169V196H172V195H174V194H176V192L175 193H173L172 195H171ZM15 194V193H14ZM20 194V193H19ZM29 194V196H27V198H29V197H33L34 195H31L30 194V192L28 193ZM32 194H35V193H32ZM48 194H50V193H48ZM66 194H68V193H66ZM129 194V193H128ZM132 194V193H131ZM177 194H179V193H177ZM183 194V193H182ZM7 195H8V193H7ZM12 195H13V193H12ZM36 195V194H35ZM60 196H62L61 194H59ZM210 195V196H209ZM1 196V195H0ZM4 196V195H3ZM5 196H6V194H5ZM2 197V198H4V199H6L7 197ZM14 196V195H13ZM16 196H17V194H16ZM14 197L15 198V200H13L12 199V197L10 198L9 197V199L7 198V200H6V202L4 201V200H2V198H1V201H3L4 203H5V205H11L14 201L16 202V198L17 197ZM23 196H24V194H23ZM56 196V195H55ZM98 196H100V195H98ZM132 197H138V196H132ZM159 197H161V198H159ZM27 198H26V200L24 201V202H27L28 204H26V206H29V207H27V208H29V212L30 211H32V213H31V215L30 216H28L30 213L29 212H27L28 211V209H26V207L24 206V211L25 212H27V213H25L24 211V215H25V217H26V219H29L28 220V222H30V224H31V222H32V217L33 218H35V219H37V216L39 215V218L41 219V216L43 217L44 215H41V210H42V205H43V203H41V205H40V202H42V200L39 202L37 199H35V197H33V200L35 201V200H37L38 202H39V204H37V202L35 201V203L37 204H35L34 202H32L33 200H31V198H29L30 200V202H32V204L31 203H29V201H27ZM38 198V197H37ZM57 198H59V197H57ZM60 198V199H61ZM76 198H78V197H76ZM93 198V197H92ZM170 198H172V197H170ZM182 198V197H181ZM11 199V200H10ZM19 199V198H18ZM50 199V198H49ZM183 199V198H182ZM57 200H59V199H57ZM10 201H12V202H10ZM46 201V200H45ZM60 201V200H59ZM103 202H104V200H102ZM189 201V202H188ZM194 201V202H193ZM195 201H200V203H201V205H199L200 203L199 202H197V203H195ZM10 202V203H9ZM14 202V203H15ZM167 202V201H166ZM192 202V203H191ZM1 203V202H0ZM13 203V205L15 206V204H17V203H15L14 204ZM110 203V204H109ZM161 205H160V204ZM195 203V205H199L200 207H202V208H198V210L197 209H194V208H192L191 206L193 205ZM34 204V205H33ZM78 204V203H77ZM103 204V203H102ZM130 204V203H129ZM173 204V205H172ZM192 204V205H191ZM3 205V204H2ZM1 205V206H2ZM31 205H32V207H31ZM37 206L38 207V205L39 206H41L40 208V214L38 213L37 214V216L35 217V215H34V212L33 211H35L36 209L34 208V206ZM46 204H44L43 205V209H47L48 207L47 206H45ZM122 205V204H121ZM125 205V204H124ZM178 206V205H182L183 206V210H181V211H178V210H176V211H178V212H176L174 215L175 216H173V221H174V225H175V228H174V225H173V229H172V231H171V229H169L171 232H169L171 235V237L170 236H164V237H160V238H158V236L156 235V233L157 232H159L160 230H163V229H160L161 227V216H160V207L162 208V207H164V209L166 208V207H168V206ZM194 205V206H195ZM169 206V207H170ZM193 206V207H194ZM3 207V206H2ZM30 207L32 208L31 210H30ZM36 207V208H37ZM51 207V206H50ZM56 206H54V208H55ZM4 208H6V207H4ZM4 208H2V209H4ZM10 208V207H9ZM39 208V207H38ZM133 208V207H132ZM139 208H141V207H139ZM35 209V210H34ZM45 209V210H46ZM168 209V208H167ZM13 210V209H12ZM44 210V211H45ZM55 210H56V208H55ZM141 210H143L142 208H141ZM201 210V211H200ZM1 211H3L2 213H0V215H1V220L0 221H2L4 218H5V214H7V213H4V210H1ZM0 211V212H1ZM6 211V210H5ZM43 211V210H42ZM44 211L42 212V214L44 213ZM48 211V210H47ZM50 211V210H49ZM54 211V210H53ZM57 211H59V210H57ZM118 211V214H116V212ZM167 211V210H166ZM7 212V211H6ZM51 213H52V210L50 211ZM12 213V212H11ZM50 213V214H51ZM55 213V214H54ZM54 213H52L53 215H58L57 214V212L56 211H54ZM59 213V212H58ZM200 213V215L199 216H201L202 215V217H201V221H202V223L200 224V225H198L197 224V218H198V214ZM262 214L261 216L260 215H257V214ZM10 214V213H9ZM19 214V213H18ZM48 214H49V212H48ZM46 215V216H50V214L49 215ZM51 214V215H52ZM4 215V216H3ZM59 216H54L53 218H52V216H50L49 217V219L48 218H46V219H44L45 217H43L41 220H42V222H43V224H42V222H40L39 220L37 221V222H40V224L41 225H44V224H46L47 226H48V228H47V226L46 225H44V226H46V228H47V230L49 229H51V230H53V229H57V225H58V223L61 221L60 219H57ZM258 216H260V218L259 219H257L258 218ZM2 217H4L3 219H2ZM18 217H20V215L18 216ZM7 218V217H6ZM62 218V217H61ZM127 218H129L128 220L130 221V226H128L127 225V223H125L129 228H127V230H125L124 231V229H126L125 228V226H123L124 228H123V230H122V233L123 234H120V233H118V231H117V226H119L120 225V222L122 223L125 219H127ZM8 219V218H7ZM13 219V218H12ZM16 219V218H15ZM20 219V218H19ZM19 219H17V220H19ZM34 219V220H35ZM99 219V220H98ZM111 219V220H110ZM31 220V221H30ZM58 220H60V221H58ZM62 220V221H63ZM67 220V221H66ZM107 220V219H106ZM128 220H126V221H128ZM4 221V220H3ZM6 221V220H5ZM11 221H13V220H11ZM125 221V222H126ZM128 221V222H129ZM107 222V223H106ZM2 223V222H1ZM11 223V222H10ZM13 223V222H12ZM19 223H20V221H19ZM34 223H35V221H34ZM61 223V222H60ZM20 224H22V223H20ZM172 224H173V222H172ZM6 225V224H5ZM4 225V226H5ZM14 225H16V223L14 224H12L10 227H11V229H12V226H14ZM7 226V225H6ZM17 226H18V224H17ZM22 226H23V224H22ZM27 226H29V225H27ZM32 226H35V224L34 225H32ZM10 227H8V228H10ZM63 227V230L61 229V230H59V231H57V232H59L58 234V236L59 237H57V234H55L56 235V237L58 238H56L57 240H59V241H57L56 243H55V245H52V243L51 244H49V245H47V247L45 248V250L42 252V250H41V252L42 253H38L37 254V256H36V254L35 253H32V252H30L29 250H28V244L26 245V243H25V241H26V239L24 238V237H22V238H20V236H18L17 238L14 236V237H10V235H12L11 234V231H12V233L15 231V230H17V228L16 229H14L15 228V226H14V228L11 230H9L8 228V230L6 229V227L5 228H3L2 230H0V261H2L3 262V264H15L16 262H19V263H21V264H82V263H86V264H114V263H116V262H114L116 259H114V261H111L112 260V258H109V257H107L106 256V254L108 253H106V251H108V249L105 251H99V250H95V249H97V246H95V249L93 250V251H90L89 253H86L87 252V249H89V247L88 246H86L87 247V249H85L84 248V246H80V242H78V237L77 236H79L78 234H76V233H74V232H72L71 230H69V228L68 229H66V227L64 228V226H62ZM61 227V228H62ZM85 228H83V229H85ZM165 228V227H164ZM26 229V228H25ZM30 229V228H29ZM82 229V230H83ZM168 229V228H167ZM28 231V230H27ZM30 231V230H29ZM37 231V230H36ZM55 231V230H54ZM124 231V232H123ZM21 232V231H20ZM85 231H83V233H84ZM94 232V231H93ZM126 232V233H125ZM10 233V234H9ZM125 233V234H124ZM159 233H161V232H159ZM169 233H167V234H169ZM80 234V233H79ZM157 236V237H156ZM109 237V238H110ZM165 237L167 238V239H165ZM170 237V238H169ZM51 238V237H50ZM55 239V238H54ZM111 240V239H110ZM118 240V241H119ZM108 241V240H107ZM46 242V241H45ZM44 242V243H45ZM52 242V241H51ZM95 243V242H94ZM109 243V242H108ZM107 243V244H108ZM63 245V246H62ZM31 246V244L29 245V247ZM80 246V247H79ZM91 246V245H90ZM103 247V246H102ZM104 247H106L107 248V246H104ZM99 248H100V246H99ZM105 248V249H106ZM35 249V248H34ZM43 249V248H42ZM61 249H70L71 251H67V252H61ZM86 251H84V250ZM120 249V248H119ZM31 250V249H30ZM111 251V250H110ZM109 251V252H110ZM30 253V254H29ZM34 255V256H32V254ZM119 255H120V253H119ZM122 255H124V254H122ZM32 256V257H31ZM36 256V257H35ZM58 257V258H57ZM117 257V256H116ZM121 257H123V256H121ZM55 258H57V259H59V263H53L54 262V260H55ZM120 258V257H119ZM118 258V259H119ZM140 261V262H139ZM57 262V261H56ZM122 262V261H121Z\"/></svg>","mask_w":264,"mask_h":264},{"label":"snow or ice","instance_id":"6c2138e0","mask_svg":"<svg viewBox=\"0 0 264 264\" xmlns=\"http://www.w3.org/2000/svg\"><path fill=\"white\" fill-rule=\"evenodd\" d=\"M157 187H159V185H157ZM147 202H145V204H146ZM125 228H127V226H125ZM85 231H87V229H85ZM67 251H71L70 249H61V252L63 253V252H67ZM0 264H3V262L2 261H0Z\"/></svg>","mask_w":264,"mask_h":264}]
</instances>
